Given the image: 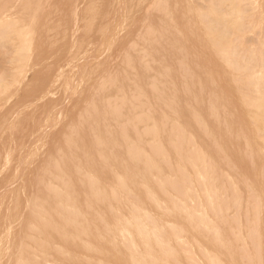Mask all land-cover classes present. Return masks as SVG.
Masks as SVG:
<instances>
[{"label":"rangeland","instance_id":"obj_1","mask_svg":"<svg viewBox=\"0 0 264 264\" xmlns=\"http://www.w3.org/2000/svg\"><path fill=\"white\" fill-rule=\"evenodd\" d=\"M233 1L234 0H227V1H223L220 3V0H214V1L213 0H138V1L137 0H47V1L46 0H0V6H1V8H0V19H1L0 20L1 21L0 22V29H3L1 27V25H3V26L7 25L8 26L7 27L8 29L6 28L7 30L3 29L4 31L2 30V32H0V36L6 34V35H4L6 37V39L4 38V36H1L4 38V40L2 38L3 41L0 42L1 43L0 44V166H1L0 167V235H1L0 236V264H69V263L70 264H72V263L73 264H92V263L93 264H107V262H108V264H110L113 261H114V263H111V264H116V263L122 264V262H123V264H126V263L127 264H149V263L150 264H159V263L160 264H197L198 261L200 262V264H210V263L211 264H217V263L221 264L222 262H223L222 264H228V262H229V264H236V262H238V261H239V264H242V263L243 264H255V247H254L255 243L258 244L257 248H258L259 252L261 253L260 256L262 257V255H264V250H263L264 249V229H263L264 228V223H263L264 222L263 221L264 220V218H263L264 214L262 215V212H264V209H263L264 208V199H263L264 198V160H263L264 156H262V155H264V143H263L264 142V137H263L264 126L262 125L264 120H262L260 123V120L264 117L263 116L264 115V109H263V114H261L262 111L258 112L256 109L253 108L254 107V105H253L254 100H256L257 98H260V101H258L259 100L258 99L255 102L264 101V98H263L264 97V91H263L264 90V88H263L264 87V74H263L264 73L263 72L264 71V20H262V19H264V17H263L264 0H259V1H257V0H244V1L243 0H236L237 2L235 1L234 5H233V3H234ZM256 1H257V3H254ZM260 1H261V3H260ZM211 3L214 4V6L216 5L215 7H212V9H211V7H209L210 5L212 6ZM236 3L238 4V6L240 4V9H238L239 7L237 8L235 6V5H237ZM251 4H253V5H251ZM184 5H186V8ZM205 5L207 7V11L209 10L210 13L206 11ZM225 5H227V6H225ZM261 5L263 6L262 8H261ZM233 6H235L236 9H238L237 12H239V13H237L236 10H234L235 8H233ZM214 8H216L217 12L219 10H221V11H219L220 15H217L216 12L214 13V11H215ZM226 8H227V11H226ZM259 8H261V10ZM38 9L39 10L41 9L40 12H38L39 11ZM92 9L94 10V12ZM125 9L126 10L128 9L127 10L128 12L125 11ZM210 9L214 10V11L211 12ZM223 9H225V10H223ZM250 9L252 12H250ZM240 11H242V12H240ZM257 11L259 12V14L262 13V16L257 14L258 13ZM12 12H13V14H12ZM37 12H38V14H37ZM195 12H197V13L199 12V13L195 14ZM229 12L230 13L232 12V13L229 14ZM201 14H203V15H201ZM205 14L207 17L205 16ZM221 14H224L226 17L225 25L229 26L230 28H233V26H236L235 30H237V31H234V28L232 30H229V32H228L229 35L227 34L225 36V41L227 40L226 43L228 44V48L225 45L226 43L224 45L226 46L227 49H229L228 53H226L227 50L224 49L225 46H224V48L222 47L223 44H221L220 46H216V42L219 39V38H217L218 32L216 31V27L218 28V26L220 25L218 19L220 18ZM19 15H21L23 17H21V16L19 17ZM27 15H28V17H27ZM215 15H217V16H215ZM234 15H236V16H234ZM9 16H11V18ZM190 16H191V19H190ZM198 16L200 19L198 18ZM201 16H203L202 19L204 18L205 20L203 19V21H205V22H206V20H208L207 19L208 17H209V20L211 22L217 21L216 23L218 24V26L215 22L209 23V24H208V22H206L208 25L205 22L203 23L201 21L202 20ZM240 16H242V17H240ZM253 16H255V17H253ZM256 16L257 17L261 16V17L257 18ZM6 17H9V18L7 19ZM214 17H217L216 18L217 20ZM3 18H6V19L3 20ZM34 18H36L38 21ZM41 18H43V19H41ZM83 18H84V21H83ZM123 18H124V20H123ZM245 18H247V19H245ZM237 19H239V20H237ZM43 20L45 22H43ZM233 20H235L234 21L235 23L233 22ZM10 21H12L11 24L10 23L8 24L7 22H10ZM30 21H31V24H30ZM197 21H199L200 24ZM16 22H17L18 26L16 25ZM39 22H40V24H39ZM84 22H86L88 24L86 25ZM3 23H5V24H3ZM195 23H196V25H195ZM202 23L204 26L202 25ZM214 23H215L216 27H214ZM239 23H241V26ZM27 24H29V25L27 26ZM197 24H199V26ZM211 24H213V25L211 26ZM231 25H233V26H231ZM10 26H11V28H9ZM13 26H17L18 30H20L21 28H24V29H22L21 31H18L17 27H15L16 28L15 29V28H13ZM32 26H33V29H32ZM207 26H209V28L211 27V30L208 28V30H210V31L206 30ZM37 27H39V28H37ZM190 27H191V29H190ZM200 27H202V28H200ZM204 27H206V28H204ZM40 28H42V29L40 30ZM212 28L214 31L212 30ZM9 29H10V31H9ZM25 29L27 30V32ZM31 29L34 32L33 34L35 36L31 35L32 33L29 31ZM195 29L198 31H196ZM200 29H201L202 34L204 32L205 35L206 34L208 35V32H209L210 36L208 35L209 36L208 37L206 35L207 37L205 38V35L203 36L202 34H200L201 33ZM238 30H240V31H238ZM15 31L18 32L17 35H15L16 34ZM36 31H37V33H36ZM205 31H207V32H205ZM212 31H213V33L214 32L215 33L213 34ZM21 32H23V33L21 34ZM29 32H30V34H29ZM191 32H193V33H191ZM1 33H3V34H1ZM7 34H9L10 36L9 35L7 36ZM23 34H24V36H23ZM27 34H28V36H26ZM184 34H185V36H184ZM195 34H196V37H195ZM14 35L16 36V38ZM21 35H22L23 39H21ZM29 35L32 38V39L30 38L32 41L28 40L29 38H27V37H29ZM36 35H37V37H36ZM62 35H63V38H62ZM211 36H213V38ZM185 37H189V38L186 39ZM203 37L206 39L207 43L209 41L210 42L212 41V43H214V45L212 44L213 47H211L212 45L210 42H209L210 46H208V44L205 45L206 41L203 40ZM9 38H10V41H8ZM33 38H35V39H33ZM196 38H198V39H196ZM207 38H209L210 40ZM190 39H191V42H190ZM195 39L198 40V42ZM12 40L15 42H12ZM23 40H24L23 44L27 47H25L23 44L22 45L24 47H21L20 43H22ZM201 40L204 42H202ZM20 41H22V42H20ZM192 42H194V44H192ZM12 43L15 45L13 46ZM184 43H185V45H184ZM232 43L234 46H231ZM17 44H18V47L16 46ZM200 44L201 45L204 44V45L201 47ZM190 45H191V47H190ZM19 46H20V48H19ZM234 47H236L237 49ZM38 48H39V50H37ZM184 48L186 50L188 49V51L184 50ZM209 48L211 49V51ZM18 49L19 50L21 49V50L18 51ZM250 49L254 52H252ZM177 50H178V52H177ZM190 50H192V51H190ZM199 50L201 51V54H200ZM217 50L219 52V54H218L219 59H217L218 61L216 60L217 52L213 53L214 51H217ZM230 50H232L231 52H232V55L234 54L233 55L234 57L230 55L231 54L229 52ZM38 51L40 54L37 53ZM249 51H250V53H249ZM255 51H256V53H255ZM174 52H176V53H174ZM183 52L185 53V55ZM239 52H240V55H239ZM242 52H244V54ZM247 53L250 56H248ZM19 54L20 55L24 54V56H22V55L20 56ZM26 54H27V56H26ZM174 54H175V56H174ZM221 55H223V56L221 57ZM253 55L255 56V58L253 57ZM25 56L27 57V59ZM156 56H157V58H156ZM188 56H189V58H188ZM210 56H211V58H210ZM212 56H214V57H212ZM227 56H229V57H227ZM230 56L233 57L232 61H231ZM239 56H241V57L239 58ZM245 56L247 57V59L245 58ZM24 57H25V59H24ZM136 57H137V60H135ZM178 57H180V58H178ZM184 57H186V58H184ZM248 57H250V58L248 59ZM251 57H252V59H251ZM224 58H228L227 59L228 61ZM184 59H185V61H184ZM211 59H212V61H211ZM240 59L243 61V62L241 61L242 63H239L240 61H238V60H240ZM17 60L19 61V63H20V61L23 63V66L20 63L22 67L20 65H18L19 63ZM215 60L217 61V64H215ZM225 60L227 62L231 61V63L228 64L225 62V64H223V62ZM253 60L256 62L254 63ZM139 61H141V62H139ZM219 61L221 62V64ZM245 61L247 62L246 65L244 63ZM151 63H152V65H151ZM234 63H235V65L237 64L236 67H235V65H233ZM249 63H251V64H249ZM134 64L138 68H136L134 66ZM201 64L203 65L202 68L200 67ZM226 64H228V69H227ZM254 64H256V65L254 66ZM261 64H263V65L261 66ZM125 65H126V67H125ZM204 65H206V66H204ZM216 65H217V68L214 69L216 67ZM244 66H246L247 70L245 71V69H244V73H243V71L241 70V67L244 68ZM149 67H150V69H149ZM205 67H206V69H205ZM223 67H224V69H223ZM229 67H231L232 69L230 68L231 70H229ZM237 67H239V68L237 69ZM250 67H251V70L249 69ZM252 67L254 70L252 69ZM129 68H130V70H128ZM212 68L214 69V72H213V70H209ZM258 68H259V70H258ZM51 69H52V71H51ZM58 69H59V71H58ZM138 69H139V71H138ZM217 69H219V70H217ZM236 69H237V71H236ZM42 70H43V73H42ZM46 70H48L47 73H46ZM145 70H146L147 74H146ZM180 70H182V71H180ZM249 70L251 71L250 73L247 72ZM122 71L124 72V75H123ZM219 71H220V73H219ZM224 71H226V72H224ZM230 71H231V73H230ZM233 71H236V72H233ZM139 72H141V73H139ZM149 72L151 74H149ZM153 72H154V74H153ZM208 72H210L212 75H208V74H210ZM35 73H36V75H34ZM143 73L145 74L147 79L149 78L148 80L146 78H144L145 76ZM161 73H163V74H161ZM235 73L237 76L239 75V77L235 76L234 75ZM220 74H222V77ZM243 74H244V76H243ZM247 74H249V78H251V80L253 81V82H251V80L249 78L247 79V77H246V79L248 80L247 82L249 83V85L255 83L257 87L255 86V84H254V86L257 89L254 90L253 86L250 87L248 85V83L246 82V79H245V76H247ZM252 74L254 76H252ZM37 75H39V78ZM174 75H175L176 81L174 80ZM203 75L204 76L206 75L207 78L209 76V80L207 79L208 80L207 81L206 77H204ZM219 75H220V77H219ZM233 75L235 78L233 77ZM40 76H42V77H40ZM72 76H73V78H71ZM130 76H131V78H130ZM182 76L184 77L185 80L182 79ZM212 77H216L217 80L215 81V78H213L214 79L213 80ZM253 77H255V78H253ZM151 78H152V80H151ZM220 78H224V79H220ZM126 79L128 82L126 81ZM144 79H146L147 82H145ZM177 79H178V81H180L179 83H178ZM235 79L236 80L239 79V81L237 80L238 81L237 82ZM258 79H262V80L257 81ZM78 80H80V81H78ZM182 80H184V81H182ZM203 80H204V82H203ZM220 80L223 82V85H221L222 82ZM14 81H16V82H14ZM201 81L203 84L201 83ZM209 81H211V82H209ZM37 82L41 86L38 85ZM41 82L43 84L45 83L44 86ZM160 82H161V84H160ZM176 82H177V84H176ZM217 82H219V83H217ZM240 82H241V84H240ZM141 83H142V85H144V83H145V86L147 84H151L152 87L150 85H147L146 86L147 88H144L145 86H142ZM169 83H170V87L172 86L171 90L169 87ZM196 83H198L199 86L196 85ZM205 83H207V84H205ZM216 83H217V86H216ZM224 83L226 86L224 85ZM178 84H180V85L178 86ZM189 84H191L192 87L189 86ZM243 84L245 86H243ZM258 84L260 87L261 86L262 87L260 88L258 86ZM25 85H27V86H25ZM133 85H134V89H132ZM209 85H210V87H209ZM36 86H37V88H36ZM135 86L137 88H135ZM161 86H162V90L160 89ZM222 86H225V87H222ZM104 87H106L107 89ZM186 87H187L188 91H187V89H185ZM252 87H253V89H252ZM149 88L150 89L154 88L155 93L157 95H158V93L160 94V100H158L159 95L156 96L155 93L152 92V90H150ZM181 88H183V89H181ZM180 89H181V91H180ZM192 89H194V90H192ZM78 90L80 92H78ZM100 90H102V91H100ZM105 90L108 92H106ZM156 90H157V92H156ZM249 90L251 93L249 92ZM167 92L169 93L168 94L169 96H167ZM190 92H192V93H190ZM231 92H232V94H231ZM237 92H239V93H237ZM255 92H257V93L255 94ZM260 92H261V95L259 94ZM107 93L109 94V96H107L108 95ZM113 93H114V96H113ZM137 93H139V95H137ZM141 94L143 96H141ZM151 94H153V95H151ZM236 94H237V96H236ZM245 94H246V96H245ZM253 94H254V96H253ZM119 95H122V96H119ZM148 95L150 96V98L148 97ZM154 95L156 96V101L154 100V98H155ZM187 95H188V97H187ZM95 96L97 97V100H96ZM239 96L241 97L240 100H243V101L238 100ZM119 97H121V99ZM123 97H125V99ZM169 97L172 98V101ZM242 97H244V98H242ZM254 97H256V98H254ZM162 98H163V100H161ZM149 99H150V101H149ZM168 99H170L171 104H170ZM103 100H106V101H103ZM143 100L145 101V104L149 101L147 103V105L144 104ZM237 100L239 103L237 102ZM250 100L253 101V103ZM101 101H102L103 106L100 104ZM127 101H128V103H127ZM139 101H141V102L143 101V102L140 103ZM118 102H119V104H118ZM122 102H125V103H123V105H122ZM168 102H169V104H168ZM245 102H247V103H245ZM104 103H107V104L104 105ZM262 103H264V102H262ZM117 104H118V106H117ZM129 104H130V106H129ZM142 104L144 105L143 108L141 107ZM148 104H149V106H148ZM150 104H151V106H150ZM240 104L242 105L241 109L244 111L239 109L241 107ZM114 105H116L117 107H114ZM119 105L120 106L122 105V106L119 107ZM164 105H165V108H164ZM178 105H180V106H178ZM185 105H187V106L185 107ZM238 105H239V107H238ZM248 105H250V106H248ZM252 105H253V107H252ZM60 106H62V107H60ZM108 106L111 108H109ZM147 106L149 107L150 110L148 109ZM173 106H174L175 111L173 109ZM157 107L161 111L159 109H157ZM189 107H191V109ZM120 108L123 109L122 111H124V112H122L120 110ZM132 108H134V110ZM144 108L146 109L145 112L143 110ZM114 109L115 110L118 109L116 111L117 113H119V112H121L122 114L126 113V115L121 116V113L116 115V112L114 111ZM125 109L126 110L128 109V110L125 111ZM130 109H131V111H130ZM135 109H137V110L135 111ZM165 109H168V110H165ZM155 110H156V112H155ZM169 110H171L172 113ZM109 111L113 112V113L111 112L113 117L110 116ZM147 111H149V113L151 112V114H148ZM158 112H159V115H158L159 119L162 120L166 116L167 117L166 119H168V120L164 119V120H162V121L160 120V122H158V120H159V119H157ZM165 112H167V113H165ZM186 112L189 116L187 114H185ZM243 112H244V114H243ZM100 113H101V115H100ZM131 113L133 114V116ZM139 113H140V116H139ZM160 113H161V116H160ZM245 113H246V115H245ZM46 114H48V115H46ZM50 114H51V116H50ZM113 114L115 115L116 120L119 119L118 122L112 121L113 119L115 120V117ZM129 114H130L131 118H130ZM143 114H145V117L149 121L144 117ZM173 114H175L176 117H172V116H175ZM247 114H248V116H247ZM251 114L256 115L257 117H259L261 119L258 118V120H255V118H257V117L256 116L253 117ZM118 115L120 116L121 119L118 117ZM151 115H153V117ZM154 115H156V116H154ZM244 115H245V117H244ZM100 116H102V117L100 118ZM162 116H164V117L162 118ZM93 117H94V119H93ZM189 117H190V119H189ZM243 117L246 118V120H244ZM134 118L138 122L136 120H134ZM204 118L207 120L204 121ZM8 119H10V120H8ZM125 119L128 121V123L126 122L128 125H126ZM141 119L143 120V122ZM247 119L249 121L248 123L251 124L252 126L249 125L250 126L249 127L248 123H243V122H247ZM91 120H92V122H91ZM100 120L102 122H100ZM192 120L193 121L195 120V121L193 122ZM253 120L256 122H253ZM147 121L149 123H145ZM186 121L188 123H186ZM198 121H200L201 123H199ZM84 122H86V123H84ZM96 122H98V123H96ZM116 122L121 123V124L115 125ZM130 122L132 123V126H133L132 128H131ZM195 122H196V124H195ZM137 123L138 124L140 123L143 126L141 127L140 124L138 125ZM150 123H153V124L150 125ZM99 124H102L103 126H101ZM129 124H130V126H129ZM135 124H137V125H135ZM147 124H149V125H147ZM160 124H161V126H160ZM168 124H169V126H168ZM172 124H174V125H172ZM191 124H192V126H191ZM200 124H201V126H200ZM237 124H238V126H237ZM10 125H12V126H10ZM84 125L87 126V128ZM189 125L191 126V128H189L190 127ZM195 125L197 126V128ZM205 125H207V126H205ZM93 126L95 128L96 127L97 128L95 129V128H93ZM120 126H122V127L120 128ZM126 126H127V128H126ZM148 126H150V128H147ZM171 126H174V127H171ZM183 126L184 127L186 126V127L184 128ZM242 126H243V128H242ZM100 127L105 128V129L104 128L102 129V130H104L103 132L100 130L101 129ZM108 127H110V128L108 129ZM129 127L132 129V131L135 130V132L138 131L139 133L135 134V132L134 131L132 132ZM179 127H180V129H179ZM116 128L118 130H116ZM139 128H141V129L139 130ZM183 128H184V130H183ZM186 128H187V131L185 130ZM234 128H235V130H234ZM261 128H263L262 132H260ZM93 129H95V131ZM97 129H98V132H97ZM144 129H145V131H143ZM159 129L160 130L162 129L161 130L162 133L160 132ZM165 129L170 130L169 131L170 133ZM191 129H193V131ZM194 129H196V130H194ZM198 129H199V131H198ZM237 129H239V131ZM254 129H256V130H254ZM141 130L143 131L142 135H141ZM151 130H152V133H148V131L151 132ZM153 130H155V131H153ZM179 130H183L184 133H183V131H179ZM249 130H251V131L248 133ZM107 131H108V133H107ZM120 131H121V133H120ZM175 131L178 133H176ZM185 131H186V133H185ZM245 131L247 133H245ZM99 132H100V134H99ZM145 132H147L148 135H145L146 134ZM154 133L157 135V137ZM239 133H241L240 136H239ZM31 134H33V135H31ZM80 134L82 137L84 136L83 138L80 137L81 139L79 137H77V136H80ZM87 134H89V135H87ZM92 134H93V137H96V135H97V137L95 139L92 138ZM103 134H104V136H103ZM117 134H119V135H117ZM152 134L154 135L153 138H151ZM160 134H161V136H160ZM258 134H260V135H258ZM99 135H100V138L98 137ZM120 135H122L121 138H120ZM135 135H138V136H135ZM249 135L250 136L256 135L257 139L261 138V140H257L256 136H255L254 138L256 140L253 139V141H252L251 138L249 137ZM102 136H103V138H102ZM118 136H119V138H118ZM137 137H138V141H137ZM181 137H183V139ZM186 137L189 139L185 140ZM82 139L83 140L85 139L86 143L83 142L84 143L83 144ZM89 139H91V143H90ZM119 139H122L123 141L119 140ZM126 139L129 142H127ZM243 139H244V141H243ZM36 140H38V141H36ZM87 140H88V142H87ZM98 140L100 142H98ZM101 140L103 141L102 143H101ZM105 140L107 141L106 143H105ZM167 140L169 143L167 142ZM182 140H183V142H182ZM78 141H79V143H78ZM92 141H93V143H92ZM95 141H97L99 144H97ZM118 141H120V142H118ZM131 141L134 143L133 145H132ZM177 141H179V142H177ZM254 141H255L256 145L253 144ZM122 142H125V143H122ZM144 142L148 145H146ZM176 142L179 143L180 145L179 144L176 145ZM256 142H262L263 145H261L262 143H256ZM109 143H110L111 147L109 146ZM127 143H130V144L127 145ZM152 143L154 145H151ZM171 143H173V145H171ZM188 143L190 145L193 143V146L191 145V147H190V145ZM251 143L253 144V146H256L257 148L253 147L251 145ZM106 144H107V146H106ZM149 144H150V146H149ZM156 144H157V147H156ZM257 144H258V146H260L261 149L257 146ZM79 145H82V146H79ZM101 145L104 147H102ZM158 145H160V147ZM167 145H168V147H167ZM175 145H176V147H175ZM183 145H186V146H183ZM206 145L208 147H205ZM85 146H86V148H84ZM105 146L109 151L106 149H105L106 151H104L103 148H105ZM125 146H126V148H124ZM129 146H132L133 149ZM146 146H148V147L145 148ZM171 146H173V147H171ZM177 146H179V148H177ZM81 147H82V149H81ZM91 147L94 149V153H93V151H92L93 149ZM100 147H101V149H100ZM155 147H156V149H155ZM150 148H151V150L155 149L154 150L155 152L151 151ZM152 148H154V149H152ZM191 148L194 150L190 151ZM124 149H126V150H124ZM129 149H132V150H129ZM157 149H160L159 153H161V151H163L162 153L164 155H162V156L164 157V159L161 158L162 157L161 155L159 156L158 152L156 154ZM184 149L186 152L184 151ZM208 149H209L210 154L207 151ZM252 149H253V151H252ZM78 150H79V153H78ZM100 150H101V152H100ZM169 150L171 152H172V150H174V153L172 152L173 155L170 153ZM182 150L186 154H184ZM261 150H262L263 154H262ZM187 151L190 153V156H192V158L190 156H188L189 153H187ZM196 151H199V153H197ZM80 152H82V154ZM109 152H110V154H109ZM128 152H129V154L131 153L134 160L132 159L131 155L129 157ZM134 152H135V154H134ZM143 152H144V154H141ZM152 152H153V155L156 154L158 157L156 158L155 157L156 155L153 156ZM164 152H166L168 155ZM177 152H179V153H177ZM256 152H257V154H256ZM113 153H114V155H113ZM254 153L258 156L257 158H256V155L254 156ZM27 154H29V155L27 156ZM106 154L107 155L109 154V155L106 156ZM138 154H140V155H138ZM198 154H199V157L197 156ZM259 154L261 156H259ZM112 155H113V157H112ZM125 155H127V156H125ZM144 155L147 159L144 157ZM177 155L179 157H177ZM237 155L241 156V157L239 156L240 157L239 160L237 158ZM89 156L90 157L92 156V157L90 158ZM109 156H111L110 160H108ZM167 156H168V158L166 159ZM175 156L177 157V159ZM196 156L198 158H200V161H198L199 159H197ZM200 156H202V157H200ZM118 157H119V159H118ZM93 158H94V160H93ZM104 158L106 160H104ZM126 158H127V160H126ZM148 158H150V159H148ZM179 158H180V160H179ZM185 158L189 164L188 163L186 164ZM193 158H196L195 160L197 162L193 161L194 160ZM254 158L256 159V162L254 161L255 160ZM17 159H18V161H17ZM81 159L83 160L84 163L82 162ZM101 159L103 161H101ZM114 159H115V161H113ZM175 159L177 161H179L180 164ZM191 159H192V161H191ZM7 160H9V161H7ZM146 160H148L149 163ZM151 160H152V162H151ZM160 160H162L163 162L165 160L166 161V162H164L165 164L163 162H161ZM262 160H263V162H262ZM111 161L115 162L116 164H114V163L112 164ZM172 162H173V164H175L174 166H173ZM181 162L185 165H182ZM198 162H200L201 166L199 165ZM205 162L207 164H205ZM123 163H124L125 168L123 166ZM118 164H119V167H118ZM151 164H152V166H154V168L156 167L154 170L152 169L153 167L151 166ZM214 164L216 166H214ZM2 165H4V166H2ZM176 165H178L179 167H177ZM85 166H86V169H88V170H85ZM130 166H132V167L129 168ZM142 166H144V168ZM193 166L195 168H193ZM83 167H84V169H83ZM146 167H148V168H146ZM185 167H187V169ZM215 167H217V171H216ZM117 168L118 169L120 168V170H119L120 173L118 172ZM178 168H180L179 171L182 170V172H181L182 174L177 170ZM199 168H201V170H199ZM73 169H75V172L73 171ZM169 169L171 170V172ZM189 169H190V171H189ZM210 169H212V172ZM135 170H137V171H135ZM142 170H144V172ZM172 170H173V172H172ZM192 170H194L195 174L193 173ZM17 171H18V173H17ZM122 171H124V172H122ZM127 171H128V173H127ZM133 172H135V176H134ZM155 172L158 174H156ZM178 172L180 173L179 175H178ZM201 172L203 173L202 175H204V176H201ZM123 173H124V175H123ZM97 174H98V176H97ZM112 174L114 176L116 175V177L114 178V176H112ZM88 175H90L91 177H89ZM149 175L152 178L154 176V179L156 181H154V179H153V181H154L153 182ZM103 176H104V178H103ZM110 176H112L111 177L112 179L113 178L114 179L117 178V179L116 180L113 179V182H112L111 178H109ZM123 176L124 177L126 176V177L124 178ZM132 176H133V178H132ZM137 176L141 180L140 179L137 180ZM181 176L187 178L186 181L182 180L184 178H182ZM195 176L197 179H195ZM218 176L219 177L221 176L220 177L221 179L218 180V178H219ZM224 176H226V177H224ZM64 177H66V178H64ZM127 177H129L130 179L129 178L127 179ZM157 177H159L160 179H158ZM94 178H96L97 180H95ZM105 178H106V180H105ZM203 178L206 180H203ZM212 178H214V179H212ZM59 179H60V181H59ZM100 179H103V180H100ZM126 179L128 181L131 180V181H129L131 184L129 182L127 183ZM254 179H256V180H254ZM148 180H149V182H148ZM166 180L169 183V185H167L168 183L166 184V182H165ZM192 180L194 182H195V180H196V182L200 180L198 182V184L197 183L196 184L199 186V184L201 183V187L199 186V188H198V186ZM207 180H209L210 182L209 181L207 182ZM115 181L117 182V184ZM118 181H119V183H118ZM202 181H203V183L205 182L204 185H203ZM214 181H215V183H214ZM107 182L109 183V185ZM120 182H121V184L122 183L123 184L120 185ZM124 182H125V184H124ZM138 182H139V184H138ZM187 182H188V184H191V185H188ZM225 182H227V184ZM80 183H81V186H79ZM86 183H87L89 188L86 187ZM157 183H159V184H157ZM173 183H178L179 184L178 189H180V190H178L177 187L173 185ZM233 183H235V184H233ZM257 183L259 186L257 185ZM134 184H136L137 186ZM178 184H176V185H178ZM206 185H208V188ZM241 185H242V188L240 187ZM107 186L111 187L110 191H108ZM129 186H131V187H129ZM141 186L144 188H141ZM168 186H170V187H168ZM172 186H173V189H169V188H172ZM180 186L183 188V190H182L183 192L181 191ZM185 186L188 187L187 190H186ZM217 186H218V188H217ZM254 186L255 187L258 186L260 189L255 188ZM78 187L80 190H82V193L78 189ZM80 187H82V189ZM117 187H119V188H117ZM120 187H121V190H120ZM132 187H133V189H132ZM158 187H159L161 193L158 192ZM162 187H163V191L165 190L166 192L165 191L162 192ZM210 187L212 190H214L215 193L210 189ZM192 188H194L193 191H192ZM226 188H228L229 190L232 189L231 190L232 194ZM87 189L90 190V192L87 191ZM122 189L124 191L123 193H122ZM145 189H147V191ZM198 189L200 191H198ZM201 189H202V191H201ZM97 190L100 192H98ZM142 190H143V192L149 193V194H145V196L142 197L141 196L143 194ZM258 190H261L263 195ZM179 191L182 192V194H181V192H180V194L183 195L184 197H182L179 194ZM50 192H52V193H50ZM101 192H103V193L101 194ZM110 192H112V193H110ZM127 192L129 194H127ZM155 192H156V194H155ZM193 192H195V194L197 196L194 195ZM199 192L201 194L203 192V195H200V197H199V194H200ZM109 193L111 194L110 195L111 197H109ZM223 193H224V195H223ZM250 193L253 195H250ZM90 194H91V196H90ZM92 194H93V196H92ZM95 194H96V196H95ZM103 194L106 197V199L103 196ZM214 194H215L216 200L213 197ZM218 194H219V197H218ZM229 194L235 195L234 199H233V196L231 197V195H229ZM192 195H194V196L192 197ZM100 196H101V198H100ZM133 196L136 198L137 201L135 200V198ZM81 197H83V200ZM129 197H131V198L129 199ZM149 197L152 201L149 200ZM168 197H171L169 199L170 200L172 199L173 201H170L168 199ZM194 197H196L197 199ZM201 197H203V198H201ZM109 198H111V199L109 200ZM112 198H113V201H112ZM124 198L126 199V202H124L125 201ZM138 198H139V200H138ZM182 198H185L186 203L184 202V199H182ZM239 198H241V199H239ZM145 199H147V200H145ZM204 199H206L207 202H205ZM219 199H221V200H219ZM235 199H237V200H235ZM192 200H194V201H192ZM196 200H197V202H196ZM217 200L220 201L221 203H223V207L221 206V203L218 202ZM224 200L227 203H225ZM229 200H231V204H229L230 203ZM261 200H262V203H261ZM203 201H204V205L201 204V203H203ZM64 202H66V203H64ZM99 202H101V203H99ZM114 202H115V204L113 205ZM164 202H166V203H164ZM106 203H107V205H106ZM126 203H128L130 206ZM189 203H190V205H189ZM218 203H219L220 208L218 207ZM80 204H82V205H80ZM123 204H124L125 208H123L124 207ZM178 204L180 206H178ZM212 204L214 206H212ZM232 204H234V205H232ZM93 205H95V206H93ZM108 205H109V208H108ZM160 205H162V206H160ZM193 205L196 207H193ZM230 205L234 206V208L230 207ZM250 205H252V206H250ZM253 205H254V207H253ZM96 206H97V208H96ZM115 206L117 207V210H116ZM151 206H152V208L150 209ZM188 206H189V208H188ZM215 206H217V207L214 208ZM57 207H59L60 209L58 208L59 210H57ZM63 207H64V209H63ZM129 207L131 208V210ZM162 207H164V208L162 209ZM207 207L209 209H207ZM169 208H171L172 210ZM195 208L196 209L198 208L199 211H197ZM97 209L99 211H97ZM251 209L255 210V211L257 210V211L254 212ZM106 210H108L110 212L108 213ZM133 210H135V211H133ZM151 210L153 212H151ZM160 210H161L162 214H160L161 213ZM164 210L166 211V217L167 218L165 217V211ZM208 210H209V213L207 214ZM214 210L216 211L215 212L216 214L214 213ZM139 211H140V213H139ZM142 211H144V213ZM181 211L183 212V214ZM234 211L236 214L234 213ZM124 212H126V213H124ZM145 212L147 214H145ZM157 212H159V213L157 214ZM191 212L193 213V216H192ZM41 213H43L44 215ZM69 213L72 215H70ZM167 213L169 215H167ZM176 213H177V215H176ZM224 213L228 217H226ZM252 213L256 215V218L254 217L255 215H253ZM77 214H78V216H77ZM111 214L113 217L111 216ZM125 214H126V216H125ZM143 214H144V217L146 216L145 217L146 220H148V222L150 221L151 224L146 222L145 218L142 216ZM155 214H157V215H155ZM210 214H212V216L213 215L214 216L211 217ZM223 214H224V216H223ZM122 215H123V217H122ZM131 215L133 216V218L135 217L134 221L132 220V218L129 219ZM138 215L141 217H139ZM152 215L155 216V218ZM203 215L207 216V217L204 218ZM232 215H234L233 216L234 220L231 217ZM250 215H252V216H250ZM67 216H68V218H67ZM184 216H185V218H184ZM199 216H200V218H199ZM48 217H50V218H48ZM118 217H119V219H118ZM222 217H224V219H222ZM244 217H245V221L243 219ZM141 218H143V219H141ZM151 218H153V219H151ZM159 218H161L162 220ZM190 218H192L193 221ZM196 218H198V219H196ZM217 218H218V222L216 220ZM252 218H255L253 220V222H251ZM165 219H167V220H165ZM195 219L197 221H195ZM229 219L234 221L235 224L232 221H230ZM236 219H237V221H236ZM246 219H247V221H246ZM65 220H66V222H65ZM89 220L94 227L91 225ZM113 220L116 224L113 222ZM122 220L124 222H122ZM152 220H154L155 223H153ZM199 220L201 221V223H199L200 222ZM223 220L224 221L226 220V223ZM255 220H256V223H255L256 225H254ZM41 221H42V223H41ZM47 221H48V223H47ZM59 221H60V223H59ZM110 221H112V222H110ZM172 221H174L175 223ZM180 221L185 226H183L181 223H179ZM206 221H208V223H206V226H205ZM35 222H36V224H35ZM49 222L51 223L52 226L54 225L53 227L56 229V232L58 234L57 233L54 234L55 230H53L54 228H52V226L49 224ZM63 222H65V223H63ZM138 222H139V224H138ZM189 222H190V225L187 224ZM216 222H217V224H216ZM221 222H223V223H221ZM244 222H247V223H244ZM102 223L104 225H102ZM111 223L113 225H111ZM178 223H179L180 227L177 226ZM218 223H219V225H218ZM232 223H233V225H232ZM60 224H61V226H60ZM64 224H65V227H64ZM99 224H101V225H99ZM145 224H146V226H145ZM208 224H210L209 225L210 227L208 226ZM225 224H227V225H225ZM40 225H42V226H40ZM80 225H82V226H80ZM141 225H143L145 227H143ZM164 225H166L167 227ZM193 225L195 226L194 228H193ZM235 225L237 226L238 231H236ZM109 226H111V227H109ZM140 226H141V228L139 229ZM161 226L163 229L161 228ZM233 226H235V228ZM260 226L262 227V229ZM41 227H42V229H41ZM60 227L62 228V230ZM112 227H114L116 230L113 229ZM135 227H138V229L137 228L135 229ZM150 227H151V229H150ZM196 227H197V229H195ZM57 228H59V229H57ZM91 228H92V230H91ZM102 228L105 230H103ZM221 228H222V230H221ZM259 228L261 229L262 232L259 230ZM43 229H44V231H42ZM199 229L200 230L202 229L204 232L202 231V233H201V231H199ZM233 229H235V230H233ZM59 230H60V232H59ZM121 230H122V234L124 235V236L122 235L123 239L121 237V232H120ZM125 230H126V232H125ZM137 230L139 231L138 233L141 235H139L138 233L136 234ZM169 230H172L173 233ZM194 230H195V232H194ZM253 230L256 233H254ZM37 231H39V232H37ZM127 231H129L130 234H128ZM191 231H193V232H191ZM198 231H199V235L196 234ZM212 231L213 232L215 231V232L212 233ZM242 231H244V232H242ZM88 232H90V233H88ZM150 232L152 233V235ZM167 232H168V234H166ZM225 232H226V234H225ZM248 232L251 234L249 235ZM110 233L113 236L111 235V237H110ZM114 233H116V235ZM118 233H119V235H118ZM162 233H163V235H161ZM185 233H186V235H185ZM192 233H194L198 236L195 235V237H194V234H192ZM203 233L204 234L206 233V234L203 235ZM244 233H246L247 235ZM261 233H262V235H261ZM59 234H61V235H59ZM142 234L144 237L142 236ZM148 234H150V236ZM178 234H180V236ZM209 234H210V236H209ZM228 234H229V236H228ZM230 234L232 236H235L237 234L238 238H240V239L238 240L237 235H236L235 236L236 238H234V240L236 239L235 240L236 243H235L234 240L232 239L233 237H231ZM55 235H56V237H55ZM63 235H64V237H63ZM167 235L169 236V238ZM170 235H172V238ZM206 235H208V236H206ZM251 235H252V237H250ZM41 236H43V237H41ZM45 236H47V237H45ZM83 236H85V237H83ZM118 236L120 237V239L123 242H121V240L118 238ZM154 236H156L159 239H156ZM204 236H206L207 239ZM116 237H117V239H115ZM152 237L154 239H151ZM161 237H162V239H161ZM165 237H166V239H165ZM186 237L187 238L189 237V238L187 239ZM246 237L248 238V240ZM261 237H262V239H261ZM97 238H99V239H97ZM144 238H146L147 241L144 240ZM250 238H252L253 240ZM46 239H48V240H46ZM155 239H156V241H155ZM191 239H193L192 242L190 241ZM199 239H200V241H199ZM202 239H203V241H201ZM58 240H60L61 242ZM94 240L97 242H94ZM104 240H105V242H104ZM117 240H119V244L125 243V246L126 245H128V246L125 247L123 244H122V246L117 245V243H118ZM143 240H144V242H143ZM170 240H172L171 241L172 243L170 242ZM184 241L186 242L187 245L184 243ZM230 241L234 242V244L235 245L237 244V245L235 246ZM239 241H241V244L244 248L240 246L241 244L239 243ZM145 242H147L149 245ZM159 242H160V245L162 244L161 246L159 245ZM174 242H175V244H174ZM176 242H177V244H176ZM200 242H203L204 246ZM223 242H225V244H223ZM78 243H80V244L82 243V245H80ZM155 243H157L158 245ZM163 243H165V244H163ZM178 243H180V246ZM213 243H214V245H213ZM216 243H218V245ZM251 243H252V246H251ZM33 244H35V245H33ZM38 244H40V245H38ZM62 244H64V246ZM107 244L108 245L110 244V245L108 246ZM140 244L142 247L140 246ZM143 244H144V246H143ZM191 244H193V245H191ZM65 245H66V248H65ZM67 245H68V247H67ZM112 245H113V248H112ZM173 245H175L177 248ZM208 245L210 248L207 247ZM225 245L227 246V248L225 247ZM31 246H33L34 248ZM137 246L139 248L141 247L140 248L141 250ZM250 246L254 247V248H251ZM9 247H10V249H8ZM80 247L83 249H81ZM102 247H104V248H102ZM117 247H118V250H117ZM155 247H157V248H155ZM69 248H71V249H69ZM72 248H73V250H76V251H73ZM125 248H126V250H124ZM129 248H131L132 250ZM160 248H162V249H160ZM188 248H190L191 251H190V249L188 251ZM84 249L86 250V252L82 253L83 251H85ZM113 249L115 252V253L113 252L115 254V256L111 252V250L113 251ZM121 249H123V251ZM156 249L157 250H159V249L163 250V252L162 251H159V252L160 253L162 252L164 255L160 254L159 252H156L157 251ZM172 249L174 250V252ZM202 249H205L204 253H203ZM231 249H232V251H231ZM243 249H245L246 252H244ZM261 249L263 250L262 252L260 251ZM53 250H54V252H53ZM55 250H57V251H55ZM127 250H129L131 252V254H129V251L127 252ZM181 250L183 251V253ZM227 250H228V252H227ZM41 251H42V253H41ZM104 251H106V252L104 253ZM168 251L170 252V254ZM194 251H196L197 254ZM52 252L55 255L52 254ZM76 252H78V254L79 253H82V254L78 255V254H76ZM138 252H139V254H138ZM188 252H190V254H193L195 256H193V255L190 256ZM215 252L217 253V255H215ZM226 252H227V254H226ZM236 252H237V254H236ZM91 253H92V255H91ZM157 253H159V254H157ZM167 253L169 254V256H167L168 255ZM202 253L203 254L206 253V255L204 256V255H202ZM242 253H243V255H242ZM245 253H247V256L245 255ZM110 254H111L112 258L110 256ZM121 254H123V257ZM126 254H127V258H126ZM198 254L199 255L201 254L200 256L203 258H201ZM212 254L214 256H211ZM235 254H236V257H234ZM94 255H95V257H94ZM137 255L140 257L138 258ZM159 255H160V257H159ZM56 256H58V257L56 258ZM62 256H64V257H62ZM78 256H81V258L83 257V259H85V260L80 259ZM87 256H88V258H87ZM96 256L99 258H97ZM108 256L111 259L108 258ZM145 256H147L148 258ZM189 256L191 258H188ZM215 256H217V257H215ZM230 256H231V258L229 259L228 257H230ZM239 256H241L242 258ZM54 257H55V259H54ZM89 257L90 258L93 257L95 260L93 258H91L92 260H90ZM134 257H136V258H134ZM168 257L171 259H169ZM208 257L211 259H209ZM233 257H234V259H233ZM71 258L73 261L71 260ZM146 258L149 262L146 260ZM200 258H201V260H200ZM58 259L61 263L58 262ZM206 259H207V261H206ZM231 259H233V260H231ZM244 259H246L248 261V263L246 260L244 261ZM263 259H264V257L260 258V263H262V264L264 263ZM123 260H125V263ZM130 260H132V262ZM159 260H160V262H159ZM212 260H214L215 262H212ZM216 260H217V263H216ZM236 260H238V261H236ZM48 261H50V262H48ZM55 261H57V262H55ZM63 261L66 263H64ZM170 261L173 263H170ZM189 261H190V263H189ZM226 261H227V263H226ZM232 261H234V262H232ZM76 262H78V263H76Z\"/></svg>","mask_w":264,"mask_h":264},{"label":"bare ground","instance_id":"obj_2","mask_svg":"<svg viewBox=\"0 0 264 264\" xmlns=\"http://www.w3.org/2000/svg\"><path fill=\"white\" fill-rule=\"evenodd\" d=\"M46 1H47V0H46ZM137 1H138V0H137ZM213 1H214V0H213ZM223 1H227V0H220V3L223 2ZM235 1H236V0L233 1V2H234L233 5L235 4ZM243 1H244V0H243ZM257 1H259V0H257ZM257 1L254 2V3H257ZM19 2H20V1H19ZM112 2H113V1H112ZM236 2H237V1H236ZM1 3H2V2H1ZM124 3H125V2H124ZM131 3H132V2H131ZM131 3H130V4H131ZM214 3H215V2H214ZM230 3H231V2H230ZM230 3H229V4H230ZM254 3H253V4H254ZM260 3H261V1H260ZM139 4H140V3H139ZM208 4H209V3H208ZM211 4H212V3H211ZM236 4H237V3H236ZM253 4H251V5H253ZM85 5H86V4H85ZM187 5H188V4H187ZM230 5H231V4H230ZM127 6H128V5H127ZM184 6H185V8H186V5H184ZM208 6H209V5H208ZM215 6H216V5H215ZM215 6H214V4H212V6L210 5L209 7H211V9H212V7H215ZM225 6H227V5H225ZM235 6H236L237 8L239 7L238 9H240V4H239V6H238V4L235 5ZM235 6H233V8H235L234 10H236V12H237L238 9H236ZM94 7H95V6H94ZM128 7H129V6H128ZM205 7H206V5H205ZM219 7H220V6H219ZM262 7H263V6L261 5V8H262ZM0 8H1V6H0ZM6 8H7V7H6ZM124 8H125V7H124ZM134 8H135V7H134ZM220 8H221V7H220ZM227 8H228V7H227ZM227 8H226V11H227ZM256 8H257V7H256ZM261 8H259V9L261 10ZM21 9H22V8H21ZM34 9H35V8H34ZM74 9H75V8H74ZM129 9H130V8H129ZM211 9H210V10H211ZM214 9H215V11H214V10H211V12L214 11V13L216 12L217 15H220L219 11H221V10H219V11L217 12V11H216V8H214ZM259 9H258V10H259ZM38 10H39V9H38ZM40 10H41V9H40ZM40 10H39L38 12H40ZM92 10H93V9H92ZM127 10H128V9H127ZM127 10L125 9V11H127ZM223 10H225V9H223ZM255 10H256V9H255ZM8 11H9V10H8ZM8 11H7V12H8ZM88 11H89V10H88ZM90 11H91V10H90ZM203 11H204V10H203ZM206 11H207V7H206ZM7 12H6V13H7ZM38 12H37V14H38ZM93 12H94V10H93ZM127 12H128V11H127ZM200 12H201V11H200ZM207 12H209V10H208ZM240 12H242V11H240ZM250 12H252L251 9H250ZM257 12H258V11H257ZM8 13H9V12H8ZM41 13H42V12H41ZM44 13H45V12H44ZM125 13H126V12H125ZM196 13H197V12H195V14H196ZM198 13H199V12H198ZM198 13H197V14H198ZM209 13H210V12H209ZM226 13H227V12H226ZM231 13H232V12H231ZM231 13L229 12V14H231ZM233 13H234V12H233ZM237 13H239V12H237ZM263 13H264V11H263ZM9 14H10V13H9ZM12 14H13V12H12ZM16 14H17V13H16ZM37 14H36V15H37ZM235 14H236V13H235ZM245 14H246V13H245ZM257 14H259V12H258ZM3 15H4V14H3ZM123 15H124V14H123ZM193 15H194V14H193ZM201 15H203V14H201ZM217 15H215V16H217ZM236 15H237V14H236ZM236 15H234V16H236ZM259 15L262 16V13L259 14ZM14 16H15V15H14ZM17 16H18V15H17ZM20 16H21V15H19V17H20ZM38 16H39V15H38ZM40 16H41V15H40ZM45 16H46V15H45ZM45 16H44V17H45ZM205 16H206V14H205ZM231 16H232V15H231ZM250 16H251V15H250ZM250 16H249V17H250ZM261 16H260V17H261ZM2 17H3V16H2ZM2 17H1V18H2ZM9 17L11 18V16H9ZM9 17H6V18L8 19ZM21 17H23V16H21ZM24 17H25V16H24ZM27 17H28V15H27ZM42 17H43V16H42ZM89 17H90V16H89ZM125 17H126V16H125ZM193 17H194V16H193ZM193 17H192V18H193ZM196 17H197V16H196ZM202 17H203V16H201V19H202ZM206 17H207V16H206ZM240 17H242V16H240ZM253 17H255V16H253ZM256 17H257V16H256ZM258 17H259V16H258ZM258 17H257V18H258ZM260 17H259V18H260ZM263 17H264V14H263ZM6 18H3V20L6 19ZM36 18H37V17H36ZM36 18H34V19H36ZM92 18H93V17H92ZM198 18H199V16H198ZM214 18L216 19L217 17H214ZM233 18H234V17H233ZM237 18H238V17H237ZM37 19H38V18H37ZM37 19H36V20H37ZM41 19H43V18H41ZM190 19H191V16H190ZM199 19H200V18H199ZM199 19H198V20H199ZM203 19H204V18H203ZM203 19H202L201 21L204 23L205 21H203ZM207 19H208V20H206V22H208V24H209V23H213V22H215V21L211 22V21L209 20V17H208ZM240 19H241V18H240ZM245 19H247V18H245ZM0 20H1V19H0ZM3 20H2V21H3ZM30 20H31V19H30ZM123 20H124V18H123ZM123 20H122V21H123ZM192 20H193V19H192ZM204 20H205V19H204ZM216 20H217V19H216ZM229 20H230V19H229ZM229 20H228V21H229ZM237 20H239V19H237ZM262 20H264V19H262ZM262 20H261V21H262ZM6 21H7V20H6ZM37 21H38V20H37ZM83 21H84V18H83ZM83 21H82V22H83ZM218 21H219V24H220L219 26H218V24L216 23L217 21L215 22V23L217 24L218 28L215 26V23H214V27H216V31L218 32V33H217V36H218L217 38H219V39L217 40V42H216V46H220L221 44H223V45H222L223 48H224L225 45H226L227 48H228V44L226 43L227 40L225 41V36H226L227 34L229 35V33H228L229 30H232L233 28H234V31H237V30H235V27H236V26L231 25V26H233V28H230L229 26L225 25L226 17H225L224 14H221V16H220V18L218 19ZM234 21H235V20H233V22H234ZM240 21H241V20H240ZM243 21H244V20H243ZM255 21H256V20H255ZM0 22H1V21H0ZM3 22H4V21H3ZM11 22H12V21L7 22V23H8V24H9V23L11 24ZM40 22H41V21H40ZM40 22H39V24H40ZM43 22H45V21L43 20ZM88 22H89V21H88ZM119 22H120V21H119ZM197 22L199 23V21H197ZM197 22H196V23H197ZM206 22H205V23H206ZM231 22H232V21H231ZM231 22H230V23H231ZM259 22H260V21H259ZM262 22H263V21H262ZM7 23H6V24H7ZM24 23H25V22H24ZM32 23H33V22H32ZM84 23H85L86 25L88 24V23H86V22H84ZM84 23H83V24H84ZM111 23H112V22H111ZM192 23H193V22H192ZM196 23H195V25H196ZM203 23H202V25H203ZM234 23H235V22H234ZM234 23H233V24H234ZM3 24H5V23H3ZM21 24H22V23H21ZM30 24H31V21H30ZM34 24H35V23H34ZM199 24H200V23H199ZM199 24H197V25L199 26ZM206 24H207V23H206ZM208 24H207V25H208ZM231 24H232V23H231ZM239 24H240V26H241V23H239ZM16 25H17V22H16ZM28 25H29V24H27V26H28ZM111 25H112V24H111ZM212 25H213V24H211V26H212ZM5 26H6V27H5ZM17 26H18V25H17ZM17 26H13V28H15V27H17ZM39 26H40V25H39ZM115 26H116V25H115ZM203 26H204V25H203ZM205 26H206V25H205ZM242 26H243V25H242ZM1 27H2L3 29H6L8 26H7V25H4V26L1 25ZM87 27H88V26H87ZM105 27H106V26H105ZM120 27H121V26H120ZM9 28H11V26H10ZM13 28H12V29H13ZM20 28H21V27H20ZM25 28H26V27H25ZM37 28H39V27H37ZM85 28H86V27H85ZM121 28H122V27H121ZM194 28H195V27H194ZM200 28H202V27H200ZM204 28H206V27H204ZM208 28H209V26H207V29H206V30H207V31H210V30H211V27L209 28L210 30H208ZM229 28H230V29H229ZM3 29H0V32H2ZM7 29H8V28H7ZM7 29H6V30H7ZM15 29H16V28H15ZM22 29H24V28H21L20 30H18V27H17V30H18V31H21ZM26 29H27V28H26ZM26 29H25V30H26ZM32 29H33V26H32ZM32 29L29 30V31L32 33L31 35H34V34H33L34 32L32 31ZM41 29H42V28H40V30H41ZM86 29H87V28H86ZM88 29H89V28H88ZM190 29H191V27H190ZM190 29H189V30H190ZM198 29H199V28H198ZM236 29H237V28H236ZM40 30H39V31H40ZM101 30H102V29H101ZM116 30H117V29H116ZM195 30H196V29H195ZM212 30H213V28H212ZM3 31H4V30H3ZM9 31H10V29H9ZM9 31H8V32H9ZM85 31H86V30H85ZM193 31H194V30H193ZM196 31H198V30H196ZM207 31H205V32H207ZM213 31H214V30H213ZM213 31H212V33H213ZM238 31H240V30H238ZM15 32H16V31H15ZM24 32H25V31H24ZM26 32H27V30H26ZM26 32H25V33H26ZM30 32H29V34H30ZM100 32H101V31H100ZM194 32H195V31H194ZM200 32H201V29H200ZM200 32H199V33H200ZM9 33H10V32H9ZM12 33H13V32H12ZM12 33H11V34H12ZM17 33H18V32H16L15 35H17ZM19 33H20V32H19ZM22 33H23V32H21V34H22ZM25 33H24V34H25ZM36 33H37V31H36ZM188 33H189V32H188ZM191 33H193V32H191ZM214 33H215V32H214ZM214 33H213V34H214ZM231 33H232V32H231ZM1 34H3V33H1ZM13 34H14V33H13ZM24 34H23V36H24ZM113 34H114V33H113ZM200 34H202V32H201ZM4 35H6V34H4ZM4 35H1V36H4ZM8 35H9V34H7V36H8ZM15 35H14V36H15ZM63 35H64V34H63ZM63 35H62V38H63ZM188 35H189V34H188ZM202 35H203V36L205 35L204 32H203ZM206 35H207V34H206ZM206 35H205V38L209 35V32H208V35H207V36H206ZM215 35H216V34H215ZM1 36H0V42L3 41L4 38L6 39L5 36H4V38L1 37ZM9 36H10V35H9ZM26 36H28V34H27ZM34 36H35V35H34ZM184 36H185V34H184ZM191 36H192V35H191ZM199 36H200V35H199ZM209 36H210V35H209ZM209 36H208V37H209ZM236 36H237V35H236ZM36 37H37V35H36ZM189 37H190V36H189ZM189 37H185V38L187 39V38H189ZM195 37H196V34H195ZM211 37L213 38V36H211ZM228 37H229V36H228ZM2 38H3V40H2ZM15 38H16V36H15ZM25 38H26V37H25ZM27 38H29L28 40L32 41V40H31L32 38L30 37V35H29V37H27ZM30 38H31V39H30ZM185 38H184V39H185ZM190 38H191V37H190ZM193 38H194V37H193ZM198 38H199V37H198ZM198 38H196V39H198ZM201 38H202V37H201ZM201 38H200V39H201ZM205 38L203 37V40H204V41H206ZM215 38H216V37H215ZM217 38H216V39H217ZM21 39H23L22 35H21ZM21 39H20V40H21ZM33 39H35V38H33ZM196 39H195V40H196ZM207 39H209V38H207ZM222 39H223L224 41H223ZM7 40H8V39H7ZM24 40H25V39H24ZM24 40H23V42L20 41V42H22V43H20V44H21V47H24V46H25V45L23 44V43H24ZM209 40H210V39H209ZM209 40H208V41H209ZM8 41H10V38H9ZM17 41H18V40H17ZM26 41H27V40H26ZM35 41H36V40H35ZM187 41H188V40H187ZM192 41H193V40H192ZM196 41L198 42V40H196ZM201 41H202V40H201ZM201 41H200V42H201ZM204 41H202V42H204ZM12 42H15V41L12 40ZM18 42H19V41H18ZM111 42H112V41H111ZM184 42H185V41H184ZM190 42H191V39H190ZM209 42H210V41H209ZM209 42L207 43V41H206V42H205V45L208 44V46H210V45H209L210 43H211V45H212V44L214 45V43H212V41H211L210 43H209ZM221 42H222V43H221ZM30 43H31V42H30ZM30 43H29V44H30ZM85 43H86V42H85ZM141 43H142V42H141ZM225 43H226V44H225ZM229 43H230V42H229ZM0 44H1V43H0ZM2 44H3V43H2ZM12 44H13V43H12ZM22 44H23L24 46H23ZM182 44H183V43H182ZM189 44H190V43H189ZM192 44H194V42H192ZM195 44H196V43H195ZM224 44H225V45H224ZM14 45H15V44H13V46H14ZM31 45H32V44H31ZM139 45H140V44H139ZM184 45H185V43H184ZM196 45H197V44H196ZM200 45H201V44H200ZM203 45H204V44H202L201 47H202ZM213 45H212L211 47H213ZM16 46L18 47V44H17ZM140 46H141V45H140ZM193 46H194V45H193ZM216 46H215V47H216ZM226 46H225L224 49H226V50H227L226 53H228V50H229V49H227ZM231 46H234L233 43L231 44ZM25 47H27V46H25ZM32 47H33V46H32ZM185 47H186V46H185ZM190 47H191V45H190ZM196 47H197V46H196ZM198 47H199V46H198ZM236 47H237V46H236ZM236 47H234V48H236ZM19 48H20V46H19ZM34 48H35V47H34ZM108 48H109V47H108ZM141 48H142V47H141ZM143 48H144V47H143ZM217 48H218V47H217ZM16 49H17V48H16ZM23 49H24V48H23ZM41 49H42V48H41ZM192 49H193V48H192ZM207 49H208V48H207ZM209 49H210V48H209ZM212 49H213V48H212ZM215 49H216V48H215ZM221 49H222V48H221ZM231 49H232V48H231ZM236 49H237V48H236ZM20 50H21V49H20ZM20 50L18 49V51H20ZM37 50H39V48H38ZM184 50H186V49L184 48ZM201 50H202V49H201ZM218 50H219V49H218ZM218 50H217V51H214V52L212 51L213 53L217 52V58H216V60L219 59V57H218V54H219ZM239 50H240V49H239ZM250 50H251V49H250ZM254 50H255V49H254ZM23 51H24V50H23ZM23 51H22V52H23ZM151 51H152V50H151ZM174 51H175V50H174ZM186 51H188V49H187ZM190 51H192V50H190ZM194 51H195V50H194ZM199 51H200V50H199ZM204 51H205V50H204ZM210 51H211V49H210ZM222 51H223V50H222ZM231 51H232V50L229 51V52L231 53V54H230V53H229V54H230L231 56H233L234 54L232 55V52H231ZM234 51H235V50H234ZM251 51H252V50H251ZM15 52H16V51H15ZM22 52H21V53H22ZM41 52H42V51H41ZM177 52H178V50H177ZM179 52H180V51H179ZM184 52H185V51H184ZM184 52H183V53H184ZM224 52H225V51H224ZM247 52H248V51H247ZM252 52H254V51H252ZM17 53H18V52H17ZM19 53H20V52H19ZM37 53H39V51H38ZM141 53H142V52H141ZM153 53H154V52H153ZM174 53H176V52H174ZM187 53H188V52H187ZM191 53H192V52H191ZM205 53H206V52H205ZM226 53H225V54H226ZM242 53L244 54V52H242ZM249 53H250V51H249ZM255 53H256V51H255ZM39 54H40V53H39ZM200 54H201V51H200ZM208 54H209V53H208ZM211 54H212V53H211ZM223 54H224V53H223ZM19 55H20V54H19ZM21 55L24 56V54H21ZM21 55H20V56H21ZM36 55H37V54H36ZM80 55H81V54H80ZM90 55H91V54H90ZM144 55H145V54H144ZM184 55H185V53H184ZM227 55H228V54H227ZM239 55H240V52H239ZM247 55H248V53H247ZM251 55H252V54H251ZM26 56H27V54H26ZM26 56H25V57H26ZM38 56H39V55H38ZM174 56H175V54H174ZM207 56H208V55H207ZM222 56H223V55H221V57H222ZM224 56H225V55H224ZM231 56H230V57H231ZM248 56H250V55H248ZM25 57H24V59H25ZM140 57H141V56H140ZM208 57H209V56H208ZM212 57H214V56H212ZM227 57H229V56H227ZM233 57H234V56H233ZM233 57H231V61H232ZM240 57H241V56H239V58H240ZM253 57L255 58L254 55H253ZM19 58H20V57H19ZM19 58H18V59H19ZM21 58H22V57H21ZM133 58H134V57H133ZM156 58H157V56H156ZM174 58H175V57H174ZM178 58H180V57H178ZM184 58H186V57H184ZM188 58H189V56H188ZM210 58H211V56H210ZM237 58H238V57H237ZM245 58L247 59L246 56H245ZM249 58H250V57H248V59H249ZM24 59H23V60H24ZM26 59H27V57H26ZM78 59H79V58H78ZM208 59H209V58H208ZM221 59H222V58H221ZM224 59L227 60L228 58H224ZM251 59H252V57H251ZM20 60H21V59H20ZM135 60H137V57L135 58ZM175 60H176V59H175ZM216 60H215V64H217V61H218V60H217V61H216ZM222 60H223V59H222ZM226 60L223 62V64H225V62L228 63V64L231 63V61H230V62H227L228 60H227V61H226ZM229 60H230V59H229ZM234 60H235V59H234ZM17 61H18V60H17ZM26 61H27V60H26ZM184 61H185V59H184ZM205 61H206V60H205ZM205 61H204V62H205ZM211 61H212V59H211ZM211 61H210V62H211ZM238 61H240L239 63H242V62H243L241 59L238 60ZM241 61H242V62H241ZM249 61H250V60H249ZM139 62H141V61H139ZM174 62H175V61H174ZM201 62H202V61H201ZM219 62H220V61H219ZM233 62H234V61H233ZM253 62L255 63L256 61L253 60ZM253 62H252V63H253ZM18 63H19V61H18ZM20 63H21L22 66H23V63H22L21 61H20ZM20 63H19L18 65L21 66ZM207 63H208V62H207ZM213 63H214V62H213ZM244 63H245V65L247 64L246 61H245ZM128 64H129V63H128ZM137 64H138V63H137ZM220 64H221V62H220ZM228 64H226V65H227V69H228ZM249 64H251V63H249ZM249 64H248V65H249ZM94 65H95V64H94ZM141 65H142V64H141ZM143 65H144V64H143ZM151 65H152V63H151ZM167 65H168V64H167ZM181 65H182V64H181ZM208 65H209V64H208ZM233 65H235V63H234ZM240 65H241V64H240ZM242 65H243V64H242ZM255 65H256V64H254V66H255ZM262 65H263V64H261V66H262ZM22 66H21V67H22ZM75 66H76V65H75ZM96 66H97V65H96ZM134 66H135V64H134ZM137 66H138V65H137ZM145 66H146V65H145ZM185 66H186V65H185ZM202 66H203V65L201 64L200 67L202 68ZM204 66H206V65H204ZM209 66H210V65H209ZM236 66H237V64L235 65V67H236ZM45 67H46V66H45ZM50 67H51V66H50ZM67 67H68V66H67ZM125 67H126V65H125ZM125 67H124V68H125ZM135 67H136V66H135ZM154 67H155V66H154ZM211 67H212V66H211ZM218 67H219V66H218ZM220 67H221V66H220ZM76 68H77V67H76ZM136 68H138V67H136ZM156 68H157V67H156ZM216 68H217V65H216V67H215L214 69H216ZM230 68H231V67H229V70L232 69V68H231V69H230ZM238 68H239V67H237V69H238ZM262 68H263V67H262ZM60 69H61V68H60ZM91 69H92V68H91ZM149 69H150V67H149ZM149 69H148V70H149ZM181 69H182V68H181ZM205 69H206V67H205ZM214 69L212 68V69H209V70H213V72H214ZM223 69H224V67H223ZM233 69H234V68H233ZM237 69H236V71H237ZM244 69H245V71L247 70V69H246V66H244V68L241 67V70L243 71V73H244ZM249 69L251 70V67H250ZM252 69H253V67H252ZM40 70H41V69H40ZM40 70H39V71H40ZM128 70H130V68H129ZM131 70H132V69H131ZM202 70H203V69H202ZM217 70H219V69H217ZM217 70H216V71H217ZM250 70L247 71V72L250 73V72H251ZM253 70H254V69H253ZM253 70H252V71H253ZM258 70H259V68H258ZM258 70H257V71H258ZM47 71H48V70H46V73H47ZM51 71H52V69H51ZM58 71H59V69H58ZM90 71H91V70H90ZM90 71H89V72H90ZM138 71H139V69H138ZM170 71H171V70H170ZM180 71H182V70H180ZM203 71H204V70H203ZM222 71H223V70H222ZM236 71H233V72H236ZM255 71H256V70H255ZM86 72H87V71H86ZM122 72H123V71H122ZM145 72H146V70H145ZM206 72H207V71H206ZM211 72H212V71H211ZM213 72H212V73H213ZM224 72H226V71H224ZM263 72H264V71H263ZM42 73H43V70H42ZM42 73H41V74H42ZM133 73H134V72H133ZM139 73H141V72H139ZM158 73H159V72H158ZM204 73H205V72H204ZM204 73H203V74H204ZM208 73H210V72H208ZM219 73H220V71H219ZM230 73H231V71H230ZM38 74H39V73H38ZM143 74H144V73H143ZM143 74H142V75H143ZM146 74H147V72H146ZM149 74H151V73L149 72ZM153 74H154V72H153ZM156 74H157V73H156ZM161 74H163V73H161ZM214 74H215V73H214ZM217 74H218V73H217ZM217 74H216V75H217ZM222 74H223V73H222ZM222 74H220L221 77H222ZM224 74H225V73H224ZM263 74H264V73H263ZM34 75H36V73H35ZM44 75H45V74H44ZM123 75H124V72H123ZM157 75H158V74H157ZM183 75H184V74H183ZM186 75H187V74H186ZM208 75H212V74L210 73V74H208ZM220 75H219V77H220ZM234 75L237 76L236 73H235ZM234 75H233V77H234ZM241 75H242V74H241ZM259 75H260V74H259ZM37 76H38V78H39V75H37ZM59 76H60V75H59ZM65 76H66V75H65ZM144 76H145V74H144ZM165 76H166V75H165ZM177 76H178V75H177ZM187 76H188V75H187ZM203 76H204V75H203ZM243 76H244V74H243ZM250 76H251V75H250ZM252 76H254V75L252 74ZM256 76H257V75H256ZM34 77H35V76H34ZM40 77H42V76H40ZM47 77H48V76H47ZM166 77H167V76H166ZM166 77H165V78H166ZM204 77H206V75H205ZM237 77H239V75H238ZM246 77H247V79H248V78H249V74H247V76H245V79H246ZM257 77H258V76H257ZM262 77H263V76H262ZM35 78H36V77H35ZM43 78H44V77H43ZM66 78H67V77H66ZM71 78H73V76H72ZM80 78H81V77H80ZM87 78H88V77H87ZM130 78H131V76H130ZM140 78H141V77H140ZM144 78H146V76H145ZM167 78H168V77H167ZM180 78H181V77H180ZM180 78H179V79H180ZM186 78H187V77H186ZM200 78H201V77H200ZM213 78H215V81L217 80L216 77H212V79H213ZM234 78H235V77H234ZM253 78H255V77H253ZM146 79H147V78H146ZM146 79H144L145 82H147ZM148 79H149V78H148ZM148 79H147V80H148ZM157 79H158V78H157ZM182 79H184L183 76H182ZM187 79H188V78H187ZM202 79H203V78H202ZM202 79H201V80H202ZM204 79H205V78H204ZM207 79L209 80V76H208V78L206 77V80H207ZM220 79H224V78H220ZM247 79H246V82L248 81ZM249 79L251 80V78H249ZM41 80H42V79H41ZM45 80H46V79H45ZM151 80H152V78H151ZM154 80H155V79H154ZM162 80H163V79H162ZM168 80H169V79H168ZM174 80H175V75H174ZM184 80H185V79H184ZM184 80H182V81H184ZM190 80H191V79H190ZM206 80H205V81H206ZM208 80H207V81H208ZM213 80H214V79H213ZM235 80H236V79H235ZM237 80L239 81V79H237ZM237 80H236V81H237ZM250 80H249V81H250ZM259 80H262V79H258L257 81H259ZM36 81H37V80H36ZM36 81H35V82H36ZM42 81H43V80H42ZM78 81H80V80H78ZM126 81H127V79H126ZM126 81H125V82H126ZM149 81H150V80H149ZM149 81H148V82H149ZM170 81H171V80H170ZM175 81H176V80H175ZM177 81H178V79H177ZM195 81H196V80H195ZM220 81H221V80H220ZM238 81H237V82H238ZM241 81H242V80H241ZM244 81H245V80H244ZM14 82H16V81H14ZM84 82H85V81H84ZM127 82H128V81H127ZM155 82H156V81H155ZM179 82H180V81H178V83H179ZM185 82H186V81H185ZM187 82H188V81H187ZM203 82H204V80H203ZM209 82H211V81H209ZM209 82H208V83H209ZM221 82H222V81H221ZM251 82H253V81L251 80ZM254 82H255V81H254ZM37 83H38V82H37ZM41 83H42V82H41ZM139 83H140V82H139ZM190 83H191V82H190ZM194 83H195V82H194ZM201 83H202V81H201ZM217 83H219V82H217ZM217 83H216V86H217ZM247 83H248V82H247ZM262 83H263V82H262ZM28 84H29V83H28ZM42 84H43V83H42ZM44 84H45V83H44ZM44 84H43V86H44ZM77 84H78V83H77ZM131 84H132V83H131ZM155 84H156V83H155ZM158 84H159V83H158ZM158 84H157V85H158ZM160 84H161V82H160ZM171 84H172V83H171ZM176 84H177V82H176ZM183 84H184V83H183ZM183 84H182V85H183ZM186 84H187V83H186ZM202 84H203V83H202ZM205 84H207V83H205ZM238 84H239V83H238ZM240 84H241V82H240ZM254 84H255V83L249 85V83H248V85H249L250 87L253 86V87H254V90H255V89H257V88H256L257 86H256V84H255V86H256V87H255ZM38 85H40V84L38 83ZM124 85H125V84H124ZM134 85H135V84H134ZM134 85L132 86V87H133L132 89H134ZM141 85H142V83H141ZM141 85H140V86H141ZM147 85H150V86H151V84H147ZM147 85H146V86H147ZM179 85H180V84H178V86H179ZM196 85H198V83H196ZM212 85H213V84H212ZM221 85H223V82L221 83ZM224 85H225V83H224ZM246 85H247V84H246ZM25 86H27V85H25ZM40 86H41V85H40ZM77 86H78V85H77ZM102 86H103V85H102ZM111 86H112V85H111ZM111 86H110V87H111ZM125 86H126V85H125ZM142 86H145V83H144V85H142ZM146 86H145L144 88H147ZM150 86H149V87H150ZM189 86H191V84H189ZM198 86H199V85H198ZM218 86H219V85H218ZM225 86H226V85H225ZM225 86H222V87H225ZM243 86H245V85L243 84ZM258 86H259V84H258ZM65 87H66V86H65ZM100 87H101V86H100ZM151 87H152V86H151ZM163 87H164V86H163ZM169 87H170V83H169ZM171 87H172V86H171ZM171 87H170V90H171ZM191 87H192V86H191ZM196 87H197V86H196ZM209 87H210V85H209ZM211 87H212V86H211ZM246 87H247V86H246ZM253 87H252V89H253ZM259 87H260V86H259ZM261 87H262V86H261ZM261 87H260V88H261ZM34 88H35V87H34ZM36 88H37V86H36ZM38 88H39V87H38ZM104 88H106V87H104ZM135 88H137V87L135 86ZM173 88H174V87H173ZM232 88H233V87H232ZM260 88H259V89H260ZM263 88H264V87H263ZM263 88H262V89H263ZM72 89H73V88H72ZM99 89H100V88H99ZM102 89H103V88H102ZM106 89H107V88H106ZM110 89H111V88H110ZM149 89H150V88H149ZM160 89L162 90V86H161ZM181 89H183V88H181ZM181 89H180V91H181ZM185 89H187V87H186ZM221 89H222V88H221ZM230 89H231V88H230ZM36 90H37V89H36ZM145 90H146V89H145ZM150 90H152V92L155 93L154 88H153V89L151 88ZM157 90H158V89H157ZM157 90H156V92H157ZM192 90H194V89H192ZM246 90H247V89H246ZM260 90H261V89H260ZM100 91H102V90H100ZM105 91H106V90H105ZM135 91H136V90H135ZM139 91H140V90H139ZM147 91H148V90H147ZM172 91H173V90H172ZM187 91H188V89H187ZM228 91H229V90H228ZM231 91H232V90H231ZM251 91H252V90H251ZM257 91H258V90H257ZM263 91H264V90H263ZM62 92H63V91H62ZM78 92H80V91L78 90ZM106 92H108V91H106ZM127 92H128V91H127ZM132 92H133V91H132ZM132 92H131V93H132ZM150 92H151V91H150ZM185 92H186V91H185ZM225 92H226V91H225ZM229 92H230V91H229ZM249 92H250V90H249ZM258 92H259V91H258ZM101 93H102V92H101ZM103 93H104V92H103ZM135 93H136V92H135ZM141 93H142V92H141ZM190 93H192V92H190ZM237 93H239V92H237ZM250 93H251V92H250ZM253 93H254V92H253ZM256 93H257V92H255V94H256ZM62 94H63V93H62ZM79 94H80V93H79ZM105 94H106V93H105ZM105 94H104V95H105ZM107 94H108V93H107ZM117 94H118V93H117ZM161 94H162V93H161ZM168 94H169V93L167 92V96H169ZM181 94H182V93H181ZM231 94H232V92H231ZM243 94H244V93H243ZM246 94H247V93H246ZM246 94H245V96H246ZM259 94L261 95V92H260ZM53 95H54V94H53ZM111 95H112V94H111ZM137 95H139V93H137ZM151 95H153V94H151ZM155 95H156V96L159 95V97H158L159 99H158V100H160V94L158 93V95H157V94L155 93ZM155 95H154V96H155ZM107 96H109V94H108ZM107 96H106V97H107ZM113 96H114V93H113ZM119 96H122V95H119ZM141 96H143V95L141 94ZM156 96H155V98H154L155 101H156ZM165 96H166V95H165ZM170 96H171V95H170ZM236 96H237V94H236ZM253 96H254V94H253ZM256 96H257V95H256ZM95 97H96V96H95ZM106 97H105V98H106ZM117 97H118V96H117ZM117 97H116V98H117ZM148 97L150 98L149 95H148ZM151 97H152V96H151ZM187 97H188V95H187ZM257 97H258V96H257ZM259 97H260V96H259ZM100 98H101V97H100ZM116 98H115V99H116ZM119 98L121 99V97H119ZM123 98L125 99V97H123ZM140 98H141V97H140ZM144 98H145V97H144ZM166 98H167V97H166ZM169 98H170L171 101H172V98H171V97H169ZM240 98H241V97L239 96L238 100H240ZM242 98H244V97H242ZM254 98H256V97H254ZM261 98H262V97H261ZM263 98H264V97H263ZM40 99H41V98H40ZM102 99H103V98H102ZM108 99H109V98H108ZM115 99H114V100H115ZM146 99H147V98H146ZM146 99H145V100H146ZM170 99H168L169 102H170ZM235 99H236V98H235ZM250 99H251V98H250ZM258 99H259V100H258ZM96 100H97V97H96ZM100 100H101V99H100ZM135 100H136V99H135ZM161 100H163V98H162ZM238 100H237V102H238ZM256 100L260 101V98H257ZM256 100H254V103H253V101L250 100V101L253 103V105H254V107H253V105H252V107H253L254 109H256L258 112H261V111H262L261 114H263L264 103H262V102H264V101L261 100L262 102H255ZM103 101H106V100H103ZM115 101H116V100H115ZM119 101H120V100H119ZM122 101H123V100H122ZM137 101H138V100H137ZM137 101H136V102H137ZM143 101H144V100H143ZM143 101H142V102H143ZM146 101H147V100H146ZM149 101H150V99H149ZM149 101H148V102H149ZM173 101H174V100H173ZM192 101H193V100H192ZM240 101H243V100H240ZM247 101H248V100H247ZM96 102H97V101H96ZM136 102H135V103H136ZM139 102L142 103L141 101H139ZM148 102H147V103H148ZM153 102H154V101H153ZM160 102H161V101H160ZM163 102H164V101H163ZM169 102H168V104H169ZM187 102H188V101H187ZM198 102H199V101H198ZM248 102H249V101H248ZM251 102H250V103H251ZM59 103H60V102H59ZM112 103H113V102H112ZM112 103H111V104H112ZM123 103H125V102H122V105H123ZM127 103H128V101H127ZM127 103H126V104H127ZM147 103L145 104V101H144V104H145V105H147ZM238 103H239V102H238ZM242 103H243V102H242ZM245 103H247V102H245ZM100 104L103 106L102 101H101ZM106 104H107V103H104V105H106ZM118 104H119V102H118ZM118 104H117V106H118ZM138 104H139V103H138ZM138 104H137V105H138ZM170 104H171V102H170ZM172 104H173V103H172ZM122 105H121V106H122ZM161 105H162V104H161ZM117 106L114 105V107H117ZM121 106L119 105V107H121ZM129 106H130V104H129ZM143 106H144V105L142 104L141 107L143 108ZM148 106H149V104H148ZM148 106H147V107H148ZM150 106H151V104H150ZM155 106H156V105H155ZM157 106H158V105H157ZM169 106H170V105H169ZM178 106H180V105H178ZM186 106H187V105H185V107H186ZM192 106H193V105H192ZM240 106H241V107H240L239 109L242 108V105H241V104H240ZM244 106H245V105H244ZM248 106H250V105H248ZM13 107H14V106H13ZM50 107H51V106H50ZM60 107H62V106H60ZM108 107H109V106H108ZM125 107H126V106H125ZM136 107H137V106H136ZM136 107H135V108H136ZM238 107H239V105H238ZM52 108H53V107H52ZM97 108H98V107H97ZM104 108H105V107H104ZM109 108H111V107H109ZM109 108H108V109H109ZM155 108H156V107H155ZM164 108H165V105H164ZM164 108H163V109H164ZM167 108H168V107H167ZM187 108H188V107H187ZM187 108H186V109H187ZM189 108L191 109V107H189ZM196 108H197V107H196ZM245 108H246V107H245ZM247 108H248V107H247ZM108 109H107V110H108ZM112 109H113V108H112ZM132 109L134 110V108H132ZM148 109H149V107H148ZM148 109H147V110H148ZM157 109H159V108L157 107ZM173 109H174V106H173ZM182 109H183V108H182ZM107 110H106V111H107ZM117 110H118V109H117ZM117 110L114 109L115 112H116ZM120 110L122 111L123 109L120 108ZM127 110H128V109H127ZM127 110L125 109V111H127ZM136 110H137V109H135V111H136ZM143 110H144V112H145L146 109L144 108ZM149 110H150V109H149ZM159 110H160V109H159ZM165 110H168V109H165ZM241 110H242V109H241ZM245 110H246V109H245ZM247 110H248V109H247ZM57 111H58V110H57ZM130 111H131V109H130ZM152 111H153V110H152ZM160 111H161V110H160ZM160 111H159V112H160ZM169 111H171V110H169ZM174 111H175V109H174ZM182 111H183V110H182ZM242 111H244V110H242ZM248 111H249V110H248ZM47 112H48V111H47ZM47 112H46V113H47ZM107 112H108V111H107ZM109 112H110V113H109L110 116L113 117L112 114H111L112 111H109ZM122 112H124V111H122ZM138 112H139V111H138ZM147 112H148V114H151V112H150V113H149V111H147ZM147 112H146V113H147ZM155 112H156V110H155ZM159 112H158V114H157V119H159V117H158ZM187 112H188V111H187ZM187 112H186L185 114H187ZM190 112H191V111H190ZM250 112H251V111H250ZM112 113H113V112H112ZM119 113H121V112H119ZM119 113L116 112V115L119 114ZM153 113H154V112H153ZM165 113H167V112H165ZM171 113H172V111H171ZM183 113H184V112H183ZM195 113H196V112H195ZM246 113H247V112H246ZM246 113H245V115H246ZM251 113H252V112H251ZM254 113H255V112H254ZM57 114H58V113H57ZM114 114H115V113H114ZM114 114H113V115H114ZM131 114H132V113H131ZM168 114H169V113H168ZM192 114H193V113H192ZM241 114H242V113H241ZM243 114H244V112H243ZM243 114H242V115H243ZM252 114H253V113H252ZM252 114H251V115H252ZM255 114H256V113H255ZM12 115H13V114H12ZM46 115H48V114H46ZM100 115H101V113H100ZM122 115H126V113H123V114L121 113V116H122ZM137 115H138V114H137ZM143 115H144V117H145V114H143ZM162 115H163V114H162ZM173 115H175V114H173ZM187 115H188V114H187ZM245 115H244V117H245ZM50 116H51V114H50ZM129 116H130V114H129ZM132 116H133V114H132ZM139 116H140V113H139ZM148 116H149V115H148ZM151 116L153 117V115H151ZM154 116H156V115H154ZM160 116H161V113H160ZM188 116H189V115H188ZM239 116H240V115H239ZM247 116H248V114H247ZM252 116L254 117V116H256V115H252ZM263 116H264V115H263ZM11 117H12V116H11ZM11 117H10V118H11ZM89 117H90V116H89ZM101 117H102V116H100V118H101ZM114 117H115V115H114ZM118 117L120 118L119 115H118ZM118 117H117V118H118ZM123 117H124V116H123ZM134 117H135V116H134ZM163 117H164V116H162V118H163ZM172 117H176V115H175V116H172ZM191 117H192V116H191ZM196 117H197V116H196ZM204 117H205V116H204ZM244 117H243V118H244ZM256 117H257V116H256ZM56 118H57V117H56ZM130 118H131V116H130ZM145 118H146V117H145ZM166 118H167V117L165 116L164 119H165V120H168V119H166ZM185 118H186V117H185ZM240 118H241V117H240ZM258 118H259V117L255 118V120H258ZM43 119H44V118H43ZM93 119H94V117H93ZM112 119H113V118H112ZM120 119H121V118H120ZM137 119H138V118H137ZM146 119H147V118H146ZM153 119H154V118H153ZM164 119H162V120H164ZM174 119H175V118H174ZM189 119H190V117H189ZM192 119H193V118H192ZM197 119H198V118H197ZM259 119H261V118H259ZM8 120H10V119H8ZM110 120H111V119H110ZM132 120H133V119H132ZM134 120H136V119L134 118ZM141 120H142V119H141ZM147 120H148V119H147ZM160 120H161V119H159L158 122H160ZM162 120H161V121H162ZM181 120H182V119H181ZM205 120H207V119L204 118V121H205ZM240 120H241V119H240ZM244 120H246V118H244ZM262 120H264V117L260 120V123H261ZM88 121H89V120H88ZM97 121H98V120H97ZM112 121H113V122H115V121L118 122L119 119L116 120V117H115V120L113 119ZM121 121H122V120H121ZM136 121H137V120H136ZM144 121H145V120H144ZM148 121H149V120H148ZM148 121L145 122V123H149ZM182 121H183V120H182ZM192 121H193V120H192ZM194 121H195V120H194ZM194 121H193V122H194ZM16 122H17V121H16ZM91 122H92V120H91ZM94 122H95V121H94ZM100 122H102V121L100 120ZM117 122L115 123V125H116V124H117V125H118V124H121V123H117ZM126 122L128 123V121L125 119V123H126ZM137 122H138V121H137ZM139 122H140V121H139ZM142 122H143V120H142ZM166 122H167V121H166ZM166 122H165V123H166ZM177 122H178V121H177ZM198 122L201 123L200 121H198ZM198 122H197V123H198ZM242 122H243V121H242ZM248 122H249V121H248V119H247V122H243V123H248ZM253 122H256V121L253 120ZM11 123H12V122H11ZM84 123H86V122H84ZM96 123H98V122H96ZM127 123H126V125H128ZM130 123H131V122H130ZM140 123H141V122H140ZM140 123H139V124H140ZM182 123H183V122H182ZM186 123H188V122L186 121ZM199 123H198V124H199ZM203 123H204V122H203ZM9 124H10V123H9ZM14 124H15V123H14ZM91 124H92V123H91ZM122 124H123V123H122ZM137 124H138V123H137ZM137 124H135V125H137ZM139 124H138V125H139ZM152 124H153V123H150V125H152ZM170 124H171V123H170ZM195 124H196V122H195ZM87 125H88V124H87ZM99 125L103 126L102 124H99ZM115 125H114V126H115ZM147 125H149V124H147ZM162 125H163V124H162ZM172 125H174V124H172ZM240 125H241V124H240ZM249 125H251V124L248 123V126H249ZM262 125L264 126V121H263V124H262ZM10 126H12V125H10ZM14 126H15V125H14ZM14 126H13V127H14ZM84 126H85V125H84ZM88 126H89V125H88ZM91 126H92V125H91ZM96 126H97V125H96ZM110 126H111V125H110ZM129 126H130V124H129ZM140 126L142 127L143 125L140 124ZM160 126H161V124H160ZM168 126H169V124H168ZM189 126H190V125H189ZM189 126H188V127H189ZM191 126H192V124H191ZM191 126H190L189 128H191ZM195 126H196V125H195ZM200 126H201V124H200ZM205 126H207V125H205ZM237 126H238V124H237ZM251 126H252V125H251ZM85 127L87 128V126H85ZM104 127H105V126H104ZM104 127H103V128H104ZM121 127H122V126H120V128H121ZM132 127H133V126H132V123H131V128H132ZM171 127H174V126H171ZM183 127H184V126H183ZM185 127H186V126H185ZM185 127H184V128H185ZM249 127H250V126H249ZM91 128H92V127H91ZM93 128H95V127L93 126ZM96 128H97V127H96ZM96 128H95V129H96ZM100 128H101L100 130L103 132V131H104V130H102L103 128H102V127H100ZM109 128H110V127H108V129H109ZM111 128H112V127H111ZM124 128H125V127H124ZM126 128H127V126H126ZM129 128H130V127H129ZM131 128H130V129H131ZM145 128H146V127H145ZM147 128H150V126H148ZM152 128H153V127H152ZM152 128H151V129H152ZM157 128H158V127H157ZM164 128H165V127H164ZM166 128H167V127H166ZM169 128H170V127H169ZM169 128H168V129H169ZM184 128H183V130H184ZM196 128H197V126H196ZM242 128H243V126H242ZM253 128H254V127H253ZM11 129H12V128H11ZM42 129H43V128H42ZM89 129H90V128H89ZM95 129H93V130L95 131ZM104 129H105V128H104ZM133 129H134V128H133ZM140 129H141V128H139V130H140ZM179 129H180V127H179ZM80 130H81V129H80ZM80 130H79V131H80ZM116 130H118V129L116 128ZM146 130H147V129H146ZM148 130H149V129H148ZM159 130H160V129H159ZM161 130H162V129H161ZM161 130H160V132L162 133ZM165 130H167V129H165ZM174 130H175V129H174ZM183 130H179V131H183ZM185 130L187 131V128H186ZM191 130L193 131V129H191ZM194 130H196V129H194ZM234 130H235V128H234ZM237 130L239 131V129H237ZM254 130H256V129H254ZM262 130H263V128H261V131H260V132H262ZM8 131H9V130H8ZM41 131H42V130H41ZM47 131H48V130H47ZM89 131H90V130H89ZM131 131H132V129H131ZM133 131L135 132V130H133ZM133 131H132V132H133ZM143 131H145V129H144ZM143 131L141 130V135H142V132H143ZM153 131H155V130H153ZM167 131L169 132L170 130H167ZM186 131H185V133H186ZM198 131H199V129H198ZM222 131H223V130H222ZM250 131H251V130H249L248 133H249ZM257 131H258V130H257ZM87 132H88V131H87ZM97 132H98V129H97ZM168 132H167V133H168ZM175 132H176V131H175ZM195 132H196V131H195ZM235 132H236V131H235ZM254 132H255V131H254ZM260 132H259V133H260ZM80 133H81V132H80ZM90 133H91V132H90ZM95 133H96V132H95ZM107 133H108V131H107ZM113 133H114V132H113ZM117 133H118V132H117ZM120 133H121V131H120ZM122 133H123V132H122ZM136 133H139V132L136 131L135 134H136ZM145 133H146V134H145ZM145 133H144L145 135H148L147 132H145ZM148 133H152V130H151V132L148 131ZM169 133H170V132H169ZM176 133H178V132H176ZM183 133H184V131H183ZM200 133H201V132H200ZM200 133H199V134H200ZM236 133H237V132H236ZM245 133H247V132L245 131ZM33 134H34V133H33ZM33 134H31V135H33ZM81 134H82V133H81ZM81 134H80V136H77V137H79V138L82 137ZM96 134H97V133H96ZM99 134H100V132H99ZM104 134H105V133H104ZM104 134H103V136H104ZM109 134H110V133H109ZM127 134H128V133H127ZM133 134H134V133H133ZM154 134H155V133H154ZM250 134H251V133H250ZM255 134H256V133H255ZM74 135H75V134H74ZM78 135H79V134H78ZM87 135H89V134H87ZM117 135H119V134H117ZM155 135H156V134H155ZM170 135H171V134H170ZM170 135H169V136H170ZM174 135H175V134H174ZM188 135H189V134H188ZM240 135H241V133H239V136H240ZM256 135H257V134H256ZM256 135H255V136H256ZM258 135H260V134H258ZM103 136H102V138H103ZM133 136H134V135H133ZM135 136H138V135H135ZM153 136H154V135L152 134V135H151V138H153ZM160 136H161V134H160ZM242 136H243V135H242ZM242 136H241V137H242ZM246 136H247V135H246ZM255 136H252V135L250 136V135H249V137L251 138L252 141H253V139H255V138H254ZM71 137H72V136H71ZM83 137H84V136H83ZM83 137H82V138H83ZM96 137H97V135H96ZM96 137H93V134H92V138L95 139ZM98 137L100 138V135H99ZM121 137H122V135H120V138H121ZM139 137H140V136H139ZM156 137H157V135H156ZM171 137H172V136H171ZM188 137H189V136H188ZM241 137H240V138H241ZM252 137H253V138H252ZM263 137H264V133H263ZM88 138H89V137H88ZM118 138H119V136H118ZM125 138H126V137H125ZM125 138H124V139H125ZM159 138H160V137H159ZM175 138H176V137H175ZM175 138H174V139H175ZM181 138L183 139V137H181ZM213 138H214V137H213ZM250 138H249V139H250ZM36 139H37V138H36ZM80 139H81V138H80ZM85 139H86V138H85ZM85 139H84V140L82 139V140H83L82 143H83V142L86 143V142H85ZM106 139H107V138H106ZM135 139H136V138H135ZM166 139H167V138H166ZM176 139H177V138H176ZM176 139H175V140H176ZM186 139H189V138L186 137L185 140H186ZM256 139H257V136H256ZM256 139H255V140H256ZM78 140H79V139H78ZM89 140H90V143H91V139H89ZM119 140H122V139H119ZM126 140H127V139H126ZM130 140H131V139H130ZM197 140H198V139H197ZM226 140H227V139H226ZM247 140H248V139H247ZM251 140H250V141H251ZM257 140H261V138H260V139H257ZM36 141H38V140H36ZM79 141H80V140H79ZM79 141H78V143H79ZM93 141H94V140H93ZM93 141H92V143H93ZM108 141H109V140H108ZM122 141H123V140H122ZM137 141H138V137H137ZM150 141H151V140H150ZM190 141H191V140H190ZM243 141H244V139H243ZM243 141H242V142H243ZM248 141H249V140H248ZM29 142H30V141H29ZM87 142H88V140H87ZM95 142H96L97 144H99L98 142H100V141L98 140V142H97V141H95ZM102 142H103V141L101 140V143H102ZM106 142H107V141L105 140V143H106ZM118 142H120V141H118ZM127 142H129V141L127 140ZM131 142H132V141H131ZM140 142H141V141H140ZM167 142H168V140H167ZM170 142H171V141H170ZM172 142H173V141H172ZM177 142H179V141H177ZM177 142H176V145L179 144V143H177ZM182 142H183V140H182ZM191 142H192V141H191ZM191 142H190V143H191ZM197 142H198V141H197ZM211 142H212V141H211ZM84 143H83V144H84ZM122 143H125V142H122ZM136 143H137V142H136ZM144 143H145V142H144ZM168 143H169V142H168ZM198 143H199V142H198ZM204 143H205V142H204ZM227 143H228V142H227ZM243 143H244V142H243ZM249 143H250V142H249ZM256 143H262V142H256ZM263 143H264V142H263ZM263 143H262L261 145H263ZM73 144H74V143H73ZM128 144H130V143H127V145H128ZM133 144H134V143L132 142V145H133ZM145 144H146V143H145ZM158 144H159V143H158ZM188 144H189V143H188ZM199 144H200V143H199ZM240 144H241V143H240ZM253 144L256 145V144H255V141L253 142ZM253 144L251 143L252 146H253ZM33 145H34V144H33ZM85 145H86V144H85ZM146 145H148V144H146ZM151 145H154V144L152 143ZM171 145H173V143H171ZM176 145H175V147H176ZM179 145H180V144H179ZM189 145H190V144H189ZM191 145L193 146V143H192ZM191 145H190V147H191ZM203 145H204V144H203ZM244 145H245V144H244ZM79 146H82V145H79ZM99 146H100V145H99ZM101 146H102V145H101ZM106 146H107V144H106ZM106 146H105V148H103L104 151L108 150V149L106 148ZM109 146L111 147L110 143H109ZM123 146H124V145H123ZM149 146H150V144H149ZM158 146L160 147V145H158ZM183 146H186V145H183ZM245 146H246V145H245ZM257 146H258V144H257ZM89 147H90V146H89ZM89 147H88V148H89ZM102 147H104V146H102ZM129 147L132 148V146H129ZM147 147H148V146H146L145 148H147ZM156 147H157V144H156ZM156 147H155V149H156ZM167 147H168V145H167ZM171 147H173V146H171ZM203 147H204V146H203ZM205 147H208V146L206 145ZM253 147H256V146H253ZM253 147H252V148H253ZM258 147L260 148V146H258ZM78 148H79V147H78ZM84 148H86V146H85ZM91 148H92V147H91ZM124 148H126V146H125ZM162 148H163V147H162ZM177 148H179V146H177ZM184 148H185V147H184ZM196 148H197V147H196ZM221 148H222V147H221ZM256 148H257V147H256ZM262 148H263V147H262ZM6 149H7V148H6ZM75 149H76V148H75ZM81 149H82V147H81ZM92 149H93V148H92ZM92 149H91V150H92ZM95 149H96V148H95ZM97 149H98V148H97ZM100 149H101V147H100ZM105 149H106V150H105ZM127 149H128V148H127ZM132 149H133V148H132ZM132 149H129V150H132ZM152 149H154V148H152ZM155 149H154V150H155ZM180 149H181V148H180ZM185 149H186V148H185ZM185 149H184V151H185ZM260 149H261V148H260ZM124 150H126V149H124ZM129 150H128V151H129ZM150 150H151V148H150ZM154 150H151V151L155 152ZM167 150H168V149H167ZM193 150H194V149H192V148L190 149V151H193ZM197 150H198V149H197ZM239 150H240V149H239ZM241 150H242V149H241ZM256 150H257V149H256ZM258 150H259V149H258ZM262 150H263V149H262ZM262 150H261V152H262ZM7 151H8V150H7ZM7 151H6V152H7ZM84 151H85V150H84ZM92 151H93V153H94V149H93ZM108 151H109V150H108ZM134 151H135V150H134ZM143 151H144V150H143ZM169 151H170V150H169ZM182 151H183V150H182ZM184 151H183V153H184ZM207 151L209 152V149H208ZM237 151H238V150H237ZM252 151H253V149H252ZM87 152H88V151H87ZM98 152H99V151H98ZM100 152H101V150H100ZM102 152H103V151H102ZM141 152H142V151H141ZM146 152H147V151H146ZM153 152H152V155H153ZM157 152L159 153V152H160V149H157L156 154H157ZM162 152H163V151H161V153H162ZM172 152L174 153V150H172ZM172 152L170 151L171 154H172ZM185 152H186V151H185ZM196 152L199 153V151H196ZM205 152H206V151H205ZM208 152H207V153H208ZM257 152H258V151H257ZM257 152H256V154H257ZM4 153H5V152H4ZM78 153H79V150H78ZM80 153L82 154V152H80ZM95 153H96V152H95ZM103 153H104V152H103ZM161 153H159V156H160V155H161V156L164 155L163 153H162V154H161ZM164 153H166V152H164ZM177 153H179V152H177ZM187 153H189V152L187 151ZM236 153H237V152H236ZM23 154H24V153H23ZM33 154H34V153H33ZM81 154H80V155H81ZM96 154H97V153H96ZM109 154H110V152H109ZM109 154H108V155H109ZM128 154H129V152H128ZM134 154H135V152H134ZM141 154H144V152L141 153ZM156 154H154V155H156ZM166 154H167V153H166ZM184 154H186V153H184ZM191 154H192V153H191ZM209 154H210V152H209ZM256 154L254 153V156H255ZM262 154H263V152H262ZM5 155H6V154H5ZM7 155H8V154H7ZM28 155H29V154H27V156H28ZM88 155H89V154H88ZM90 155H91V154H90ZM104 155H105V154H104ZM108 155L106 154V156H108ZM113 155H114V153H113ZM113 155H112V157H113ZM130 155H131V153L129 154V157H130ZM138 155H140V154H138ZM154 155H153V156H154ZM167 155H168V154H167ZM172 155H173V154H172ZM174 155H175V154H174ZM179 155H180V154H179ZM193 155H194V154H193ZM200 155H201V154H200ZM34 156H35V155H34ZM97 156H98V155H97ZM125 156H127V155H125ZM131 156H132V155H131ZM188 156H190V153H189ZM197 156L199 157V154H198ZM197 156H196V157H197ZM239 156H240V155H239ZM239 156L237 155L238 160H239V158L241 157V156H240V157H239ZM259 156H261V155L259 154ZM262 156H264V155H262ZM80 157H81V156H80ZM89 157H90V156H89ZM91 157H92V156H91ZM91 157H90V158H91ZM110 157H111V156H109L108 160H110ZM139 157H140V156H139ZM144 157H145V155H144ZM155 157L157 158L158 156L156 155ZM175 157H176V156H175ZM177 157H179V156L177 155ZM177 157H176V159H177ZM190 157L192 158V156H190ZM198 157H197V159H199L198 161H200V158H198ZM200 157H202V156H200ZM210 157H211V156H210ZM257 157H258V156L256 155V158H257ZM5 158H6V157H5ZM30 158H31V157H30ZM81 158H82V157H81ZM127 158H128V157H127ZM127 158H126V160H127ZM134 158H135V157H134ZM140 158H141V157H140ZM145 158H146V157H145ZM161 158L164 159L163 156H162ZM167 158H168V156L166 157V159H167ZM186 158H187V157H186ZM186 158H185V161H186V164H187L188 162H187ZM188 158H189V157H188ZM234 158H235V157H234ZM261 158H262V157H261ZM115 159H116V158H115ZM115 159H114L113 161H115ZM118 159H119V157H118ZM132 159H133V156H132ZM132 159H131V160H132ZM143 159H144V158H143ZM146 159H147V158H146ZM148 159H150V158H148ZM163 159H162V160H163ZM176 159H175V160H176ZM193 159H194L193 161H196V160H195L196 158H193ZM206 159H207V158H206ZM254 159H255V158H254ZM259 159H260V158H259ZM81 160H82V159H81ZM93 160H94V158H93ZM99 160H100V159H99ZM104 160H106V159L104 158ZM128 160H129V159H128ZM133 160H134V159H133ZM157 160H158V159H157ZM162 160H160V161L163 162ZM179 160H180V158H179ZM263 160H264V159H263ZM263 160H262V162H263ZM7 161H9V160H7ZM17 161H18V159H17ZM96 161H97V160H96ZM101 161H103V160L101 159ZM113 161H111V163H112V164H113V163L116 164V163L113 162ZM135 161H136V160H135ZM146 161L148 162V160H146ZM149 161H150V160H149ZM176 161H177V160H176ZM183 161H184V160H183ZM185 161H184V162H185ZM191 161H192V159H191ZM210 161H211V160H210ZM240 161H241V160H240ZM254 161L256 162V159H255ZM25 162H26V161H25ZM82 162H83V160H82ZM117 162H118V161H117ZM128 162H129V161H128ZM130 162H131V161H130ZM133 162H134V161H133ZM136 162H137V161H136ZM147 162H146V163H147ZM151 162H152V160H151ZM164 162H166V161L164 160ZM164 162H163V163H164ZM177 162L179 163V161H177ZM196 162H197V161H196ZM196 162H195V163H196ZM16 163H17V162H16ZM83 163H84V162H83ZM93 163H94V162H93ZM131 163H132V162H131ZM134 163H135V162H134ZM148 163H149V162H148ZM163 163H162V164H163ZM192 163H193V162H192ZM198 163H199V165H200V162H198ZM7 164H8V163H7ZM86 164H87V163H86ZM120 164H121V163H120ZM125 164H126V163H125ZM136 164H137V163H136ZM136 164H135V165H136ZM152 164H153V163H152ZM152 164H151V166H152ZM157 164H158V163H157ZM164 164H165V163H164ZM167 164H168V163H167ZM172 164H173V162H172ZM179 164H180V163H179ZM181 164H182V165H185V164H183L182 162H181ZM188 164H189V163H188ZM205 164H207V163L205 162ZM211 164H212V163H211ZM139 165H140V164H139ZM159 165H160V164H159ZM174 165H175V164H173V166H174ZM2 166H4V165H2ZM62 166H63V165H62ZM62 166H61V167H62ZM68 166H69V165H68ZM80 166H81V165H80ZM123 166H124V163H123ZM127 166H128V165H127ZM146 166H147V165H146ZM176 166L179 167L178 165H176ZM176 166H175V167H176ZM196 166H197V165H196ZM200 166H201V165H200ZM211 166H212V165H211ZM211 166H210V167H211ZM214 166H216V165L214 164ZM0 167H1V166H0ZM14 167H15V166H14ZM118 167H119V164H118ZM120 167H121V166H120ZM131 167H132V166H130L129 168H131ZM142 167L144 168V166H142ZM152 167H153V168H152L153 170L156 168V167L154 168V166H152ZM165 167H166V166H165ZM167 167H168V166H167ZM187 167H188V166H187ZM187 167H185V168L187 169ZM206 167H207V166H206ZM218 167H219V166H218ZM124 168H125V166H124ZM146 168H148V167H146ZM193 168H195V167L193 166ZM215 168H216V171H217V167H215ZM63 169H64V168H63ZM83 169H84V167H83ZM117 169H118V168H117ZM132 169H133V168H132ZM175 169H176V168H175ZM191 169H192V168H191ZM197 169H198V168H197ZM64 170H65V169H64ZM68 170H69V169H68ZM85 170H88V169H86V166H85ZM90 170H91V169H90ZM119 170H120V168L118 169V172H119ZM122 170H123V169H122ZM124 170H125V169H124ZM140 170H141V169H140ZM169 170H170V169H169ZM177 170L179 171L180 168H178ZM199 170H201V168H199ZM206 170H207V169H206ZM210 170H211V172H212V169H210ZM73 171L75 172V169H73ZM73 171H72V172H73ZM128 171H129V170H128ZM128 171H127V173H128ZM135 171H137V170H135ZM142 171L144 172V170H142ZM156 171H157V170H156ZM189 171H190V169H189ZM192 171H193V173H194V170H192ZM218 171H219V170H218ZM58 172H59V171H58ZM62 172H63V171H62ZM74 172H73V173H74ZM89 172H90V171H89ZM122 172H124V171H122ZM122 172H121V173H122ZM146 172H147V171H146ZM170 172H171V170H170ZM172 172H173V170H172ZM175 172H176V171H175ZM179 172L181 173L182 170L179 171ZM179 172H178V175L180 174ZM183 172H184V171H183ZM208 172H209V171H208ZM17 173H18V171H17ZM59 173H60V172H59ZM119 173H120V172H119ZM133 173H134V176H135V172H133ZM141 173H142V172H141ZM155 173H156V172H155ZM161 173H162V172H161ZM186 173H187V172H186ZM186 173H185V174H186ZM193 173H192V174H193ZM217 173H218V172H217ZM13 174H14V173H13ZM131 174H132V173H131ZM136 174H137V173H136ZM156 174H158V173H156ZM156 174H155V175H156ZM181 174H182V173H181ZM192 174H191V175H192ZM194 174H195V173H194ZM197 174H198V173H197ZM202 174H203V173L201 172V176H204V175H202ZM207 174H208V173H207ZM236 174H237V173H236ZM236 174H235V175H236ZM58 175H59V174H58ZM92 175H93V174H92ZM102 175H103V174H102ZM123 175H124V173H123ZM127 175H128V174H127ZM129 175H130V174H129ZM137 175H138V174H137ZM141 175H142V174H141ZM169 175H170V174H169ZM172 175H173V174H172ZM183 175H184V174H183ZM183 175H182V176H183ZM213 175H214V174H213ZM252 175H253V174H252ZM70 176H71V175H70ZM88 176L91 177L90 175H88ZM97 176H98V174H97ZM100 176H101V175H100ZM112 176H114V175L112 174ZM112 176H110L109 178H111ZM121 176H122V175H121ZM130 176H131V175H130ZM149 176H150V175H149ZM182 176H181V177H182ZM186 176H187V175H186ZM189 176H190V175H189ZM193 176H194V175H193ZM199 176H200V175H199ZM231 176H232V175H231ZM237 176H238V175H237ZM253 176H254V175H253ZM115 177H116V175L114 176V178H115ZM117 177H118V176H117ZM123 177H124V176H123ZM125 177H126V176H125ZM125 177H124V178H125ZM171 177H172V176H171ZM178 177H179V176H178ZM218 177H219V176H218ZM220 177H221V176H220ZM220 177L218 178V180L221 179ZM224 177H226V176H224ZM57 178H58V177H57ZM64 178H66V177H64ZM85 178H86V177H85ZM103 178H104V176H103ZM114 178H113V179H114ZM128 178H129V177H127V179H128ZM132 178H133V176H132ZM150 178H151L152 181H153L154 176H153V178L150 176ZM157 178L160 179L159 177H157ZM163 178H164V177H163ZM182 178H184V179H182V180H185V181H186V179H187V178H185V177H182ZM193 178H194V177H193ZM208 178H209V177H208ZM208 178H207V179H208ZM252 178H253V177H252ZM94 179L97 180L96 178H94ZM107 179H108V178H107ZM113 179L111 178L112 182H113ZM116 179H117V178H116ZM116 179H114V180H116ZM127 179H126V180H127ZM129 179H130V178H129ZM139 179H140V178H138V176H137V180H139ZM174 179H175V178H174ZM174 179H173V180H174ZM195 179H197L196 176H195ZM212 179H214V178H212ZM239 179H240V178H239ZM72 180H73V179H72ZM86 180H87V179H86ZM100 180H103V179H100ZM105 180H106V178H105ZM123 180H124V179H123ZM134 180H135V179H134ZM140 180H141V179H140ZM146 180H147V179H146ZM201 180H202V179H201ZM203 180H206V179L203 178ZM254 180H256V179H254ZM59 181H60V179H59ZM67 181H68V180H67ZM108 181H109V180H108ZM120 181H121V180H120ZM129 181H131V180H129ZM129 181L127 180V183H128ZM154 181H156V180L154 179ZM154 181H153V182H154ZM161 181H162V180H161ZM174 181H175V180H174ZM174 181H173V182H174ZM192 181H193V180H192ZM199 181H200V180H199ZM199 181L196 182V180H195V182H194V181H193V182H194L195 184H196V183L198 184ZM208 181H209V180H207V182H208ZM224 181H225V180H224ZM7 182H8V181H7ZM7 182H6V183H7ZM87 182H88V181H87ZM105 182H106V181H105ZM115 182H116V181H115ZM121 182H122V181H121ZM121 182H120V185L123 184V183L121 184ZM135 182H136V181H135ZM148 182H149V180H148ZM162 182H163V181H162ZM165 182H166V184L168 183L167 180H166ZM209 182H210V181H209ZM220 182H221V181H220ZM89 183H90V182H89ZM101 183H102V182H101ZM107 183H108V182H107ZM110 183H111V182H110ZM118 183H119V181H118ZM129 183H130V182H129ZM136 183H137V182H136ZM202 183H203V181H202ZM204 183H205V182H204ZM204 183H203V185H204ZM214 183H215V181H214ZM225 183L227 184V182H225ZM253 183H254V182H253ZM116 184H117V182H116ZM116 184H115V185H116ZM124 184H125V182H124ZM130 184H131V183H130ZM130 184H129V185H130ZM138 184H139V182H138ZM157 184H159V183H157ZM160 184H161V183H160ZM176 184H178V183H173V185L176 186L177 189H178L179 184H178V185H176ZM182 184H183V183H182ZM187 184H188V182H187ZM195 184H194V185H195ZM197 184H196V185H197ZM233 184H235V183H233ZM254 184H255V183H254ZM59 185H60V184H59ZM108 185H109V183H108ZM134 185H136V184H134ZM144 185H145V184H144ZM155 185H156V184H155ZM161 185H162V184H161ZM167 185H169V183H168ZM180 185H181V184H180ZM188 185H191V184H188ZM209 185H210V184H209ZM257 185H258V183H257ZM79 186H81V183H80ZM100 186H101V185H100ZM110 186H111V185H110ZM131 186H132V185H131ZM131 186H129V187H131ZM136 186H137V185H136ZM136 186H135V187H136ZM146 186H147V185H146ZM197 186H198V185H197ZM199 186L201 187V183L199 184ZM199 186H198V188H199ZM206 186H207V188H208V185H206ZM235 186H236V185H235ZM243 186H244V185H243ZM255 186H256V185H255ZM255 186H254V187H255ZM258 186H259V185H258ZM258 186L255 187V188H259ZM86 187L89 188L88 185H87V183H86ZM107 187H108V186H107ZM147 187H148V186H147ZM151 187H152V186H151ZM168 187H170V186H168ZM180 187H181V186H180ZM185 187H186V186H185ZM195 187H196V186H195ZM220 187H221V186H220ZM220 187H219V188H220ZM240 187L242 188V185H241ZM63 188H64V187H63ZM80 188L82 189V187H80ZM110 188H111V187H108V191H110ZM117 188H119V187H117ZM136 188H137V187H136ZM141 188H144V187L141 186ZM187 188H188V187H186V190H187ZM217 188H218V186H217ZM228 188H229V187H228ZM228 188H226V189H228ZM231 188H232V187H231ZM67 189H68V188H67ZM78 189H79V187H78ZM90 189H91V188H90ZM105 189H106V188H105ZM123 189H124V188H123ZM123 189H122V193L124 192ZM132 189H133V187H132ZM169 189H173V186H172V188H169ZM174 189H175V188H174ZM193 189H194V188H192V191H193ZM210 189H211V187H210ZM220 189H221V188H220ZM259 189H260V188H259ZM5 190H6V189H5ZM79 190H80V189H79ZM101 190H102V189H101ZM120 190H121V187H120ZM129 190H130V189H129ZM136 190H137V189H136ZM145 190L147 191V189H145ZM150 190H151V189H150ZM175 190H176V189H175ZM178 190H180V189H178ZM182 190H183V188L181 187V191H182ZM184 190H185V189H184ZM203 190H204V189H203ZM211 190H212V189H211ZM217 190H218V189H217ZM228 190H229V189H228ZM231 190H232V189H231ZM231 190H229L230 193H231ZM234 190H235V189H234ZM243 190H244V189H243ZM16 191H17V190H16ZM64 191H65V190H64ZM80 191H81V193H82V190H80ZM87 191L90 192V190H88V189H87ZM97 191H98V190H97ZM164 191H165V190H164ZM164 191H163V187H162V192H164ZM170 191H171V190H170ZM181 191H179V194H180ZM188 191H189V190H188ZM198 191H200V190L198 189ZM201 191H202V189H201ZM212 191L214 192V190H212ZM229 191H228V192H229ZM250 191H251V190H250ZM258 191H260L261 194H262V191H261V190H258ZM91 192H92V191H91ZM98 192H100V191H98ZM116 192H117V191H116ZM142 192H143V190H142ZM158 192L161 193L159 187H158ZM165 192H166V191H165ZM182 192H183V191H182ZM182 192H181V194H182ZM16 193H17V192H16ZM50 193H52V192H50ZM102 193H103V192H101V194H102ZM110 193H112V192H110ZM110 193H109V197H111V196H110V195H111ZM118 193H119V192H118ZM125 193H126V192H125ZM135 193H136V192H135ZM184 193H185V192H184ZM193 193H194V195H196L195 192H193ZM193 193H192V194H193ZM196 193H197V192H196ZM199 193H200V192H199ZM214 193H215V192H214ZM218 193H219V192H218ZM62 194H63V193H62ZM106 194H107V193H106ZM127 194H129V193L127 192ZM145 194H149V193H145V192H143V194H142L141 196L143 197V196H145ZM155 194H156V192H155ZM176 194H177V193H176ZM181 194H180V195H181ZM185 194H186V193H185ZM221 194H222V193H221ZM231 194H232V193H231ZM231 194H229V195H231ZM235 194H236V193H235ZM261 194H260V195H261ZM120 195H121V194H120ZM163 195H164V194H163ZM163 195H162V196H163ZM168 195H169V194H168ZM173 195H174V194H173ZM194 195H192V197H193ZM200 195H203V192H202V194H201V193L199 194V197H200ZM209 195H210V194H209ZM223 195H224V193H223ZM250 195H253V194L250 193ZM262 195H263V194H262ZM82 196H83V195H82ZM90 196H91V194H90ZM92 196H93V194H92ZM95 196H96V194H95ZM103 196H104V194H103ZM123 196H124V195H123ZM128 196H129V195H128ZM175 196H176V195H175ZM181 196L184 197L183 195H181ZM196 196H197V195H196ZM232 196H233V199H234L235 195H231V197H232ZM9 197H10V196H9ZM70 197H71V196H70ZM97 197H98V196H97ZM104 197H105V196H104ZM125 197H126V196H125ZM133 197H134V196H133ZM192 197H191V198H192ZM213 197H214V199L216 200L215 194H214ZM218 197H219V194H218ZM56 198H57V197H56ZM81 198H82V200H83V197H81ZM94 198H95V197H94ZM100 198H101V196H100ZM120 198H121V197H120ZM126 198H127V197H126ZM130 198H131V197H129V199H130ZM134 198H135V197H134ZM146 198H147V197H146ZM151 198H152V197H151ZM162 198H163V197H162ZM169 198H171V197H168V199H169ZM194 198H196V197H194ZM201 198H203V197H201ZM227 198H228V197H227ZM237 198H238V197H237ZM250 198H251V197H250ZM86 199H87V198H86ZM95 199H96V198H95ZM95 199H94V200H95ZM105 199H106V197H105ZM110 199H111V198H109V200H110ZM121 199H122V198H121ZM121 199H120V200H121ZM142 199H143V198H142ZM182 199H184V202H185V198H182ZM192 199H193V198H192ZM196 199H197V198H196ZM199 199H200V198H199ZM230 199H231V198H230ZM239 199H241V198H239ZM252 199H253V198H252ZM255 199H256V198H255ZM263 199H264V198H263ZM14 200H15V199H14ZM87 200H88V199H87ZM96 200H97V199H96ZM124 200H125L124 202H126V199H125V198H124ZM135 200H136V198H135ZM138 200H139V198H138ZM145 200H147V199H145ZM149 200H151L150 197H149ZM149 200H148V201H149ZM169 200H170V199H169ZM202 200H203V199H202ZM204 200H205V202H207L206 199H204ZM212 200H213V199H212ZM219 200H221V199H219ZM235 200H237V199H235ZM26 201H27V200H26ZM26 201H25V202H26ZM58 201H59V200H58ZM80 201H81V200H80ZM112 201H113V198H112ZM129 201H130V200H129ZM136 201H137V200H136ZM151 201H152V200H151ZM151 201H150V202H151ZM164 201H165V200H164ZM170 201H173V200L171 199ZM175 201H176V200H175ZM177 201H178V200H177ZM187 201H188V200H187ZM192 201H194V200H192ZM192 201H191V202H192ZM217 201H218V200H217ZM250 201H251V200H250ZM95 202H96V201H95ZM117 202H118V201H117ZM154 202H155V201H154ZM196 202H197V200H196ZM213 202H214V201H213ZM218 202H220V201H218ZM224 202H225V200H224ZM229 202H230L229 204H231V200H229ZM254 202H255V201H254ZM64 203H66V202H64ZM82 203H83V202H82ZM99 203H101V202H99ZM129 203H130V202H129ZM131 203H132V202H131ZM146 203H147V202H146ZM151 203H152V202H151ZM164 203H166V202H164ZM171 203H172V202H171ZM174 203H175V202H174ZM176 203H177V202H176ZM185 203H186V202H185ZM211 203H212V202H211ZM220 203H221V202H220ZM225 203H227V202H225ZM233 203H234V202H233ZM238 203H239V202H238ZM261 203H262V200H261ZM57 204H58V203H57ZM114 204H115V202L113 203V205H114ZM118 204H119V203H118ZM126 204H128V203H126ZM152 204H153V203H152ZM158 204H159V203H158ZM169 204H170V203H169ZM198 204H199V203H198ZM201 204L204 205V201H203V203H201ZM214 204H215V203H214ZM234 204H235V203H234ZM234 204H232V205H234ZM54 205H55V204H54ZM80 205H82V204H80ZM90 205H91V204H90ZM106 205H107V203H106ZM128 205H129V204H128ZM136 205H137V204H136ZM170 205H171V204H170ZM189 205H190V203H189ZM56 206H57V205H56ZM93 206H95V205H93ZM102 206H103V205H102ZM123 206H124V204H123ZM129 206H130V205H129ZM153 206H154V205H153ZM160 206H162V205H160ZM171 206H172V205H171ZM178 206H180V205L178 204ZM191 206H192V205H191ZM212 206H214V205L212 204ZM221 206L223 207V203H221ZM250 206H252V205H250ZM260 206H261V205H260ZM77 207H78V206H77ZM82 207H83V206H82ZM115 207H116V206H115ZM126 207H127V206H126ZM138 207H139V206H138ZM148 207H149V206H148ZM164 207H165V206H164ZM164 207H162V209H163ZM181 207H182V206H181ZM193 207H196V206L193 205ZM209 207H210V206H209ZM216 207H217V206H215L214 208H216ZM218 207H219V203H218ZM230 207H233V208H234V206H231V205H230ZM253 207H254V205H253ZM55 208H56V207H55ZM58 208H59V207H57V210L60 209V208H59V209H58ZM68 208H69V207H68ZM70 208H71V207H70ZM96 208H97V206H96ZM108 208H109V205H108ZM120 208H121V207H120ZM123 208H125V206H124ZM129 208H130V207H129ZM151 208H152V206L150 207V209H151ZM154 208H155V207H154ZM188 208H189V206H188ZM204 208H205V207H204ZM219 208H220V207H219ZM233 208H232V209H233ZM48 209H49V208H48ZM52 209H53V208H52ZM52 209H51V210H52ZM63 209H64V207H63ZM104 209H105V208H104ZM126 209H127V208H126ZM169 209H171V208H169ZM179 209H180V208H179ZM184 209H185V208H184ZM195 209H196V208H195ZM207 209H209V208L207 207ZM223 209H224V208H223ZM230 209H231V208H230ZM249 209H250V208H249ZM254 209H255V208H254ZM260 209H261V208H260ZM263 209H264V208H263ZM263 209H262V210H263ZM75 210H76V209H75ZM108 210H109V209H108ZM108 210H106V211L109 213L110 211H108ZM116 210H117V207H116ZM130 210H131V208H130ZM130 210H129V211H130ZM135 210H136V209H135ZM135 210H133V211H135ZM142 210H143V209H142ZM153 210H154V209H153ZM171 210H172V209H171ZM175 210H176V209H175ZM196 210L199 211L198 208H197ZM200 210H201V209H200ZM219 210H220V209H219ZM219 210H218V211H219ZM225 210H226V209H225ZM234 210H235V209H234ZM251 210H252V209H251ZM262 210H261V211H262ZM49 211H50V210H49ZM54 211H55V210H54ZM54 211H53V212H54ZM82 211H83V210H82ZM97 211H99V210L97 209ZM127 211H128V210H127ZM164 211H165V210H164ZM252 211L256 212L257 210H256V211H255V210H252ZM252 211H251V212H252ZM40 212H41V211H40ZM61 212H62V211H61ZM72 212H73V211H72ZM107 212H106V213H107ZM131 212H132V211H131ZM142 212L144 213V211H142ZM151 212H153V211L151 210ZM160 212H161V210H160ZM181 212H182V211H181ZM206 212H207V211H206ZM215 212H216V211L214 210V213H215ZM220 212H221V211H220ZM249 212H250V211H249ZM13 213H14V212H13ZM94 213H95V212H94ZM99 213H100V212H99ZM113 213H114V212H113ZM124 213H126V212H124ZM128 213H129V212H128ZM132 213H133V212H132ZM136 213H137V212H136ZM139 213H140V211H139ZM158 213H159V212H157V214H158ZM172 213H173V212H172ZM186 213H187V212H186ZM189 213H190V212H189ZM189 213H188V214H189ZM191 213H192V212H191ZM204 213H205V212H204ZM208 213H209V210H208L207 214H208ZM210 213H211V212H210ZM234 213H235V211H234ZM41 214H43V213H41ZM54 214H55V213H54ZM58 214H59V213H58ZM69 214H70V213H69ZM83 214H84V213H83ZM102 214H103V213H102ZM130 214H131V213H130ZM145 214H147V213L145 212ZM157 214H155V215H157ZM160 214H162V212H161ZM160 214H159V215H160ZM182 214H183V212H182ZM215 214H216V213H215ZM224 214H225V213H224ZM224 214H223V216H224ZM235 214H236V213H235ZM235 214H234V215H235ZM252 214H253V213H252ZM263 214H264V212H262V215H263ZM43 215H44V214H43ZM70 215H72V214H70ZM108 215H109V214H108ZM114 215H115V214H114ZM167 215H169V214L167 213ZM176 215H177V213H176ZM197 215H198V214H197ZM205 215H206V214H205ZM210 215H211V217L214 216V215L212 216V214H210ZM218 215H219V214H218ZM234 215L231 216L232 219H233V216H234ZM253 215H255V214H253ZM19 216H20V215H19ZM58 216H59V215H58ZM60 216H61V215H60ZM77 216H78V214H77ZM84 216H85V215H84ZM97 216H98V215H97ZM97 216H96V217H97ZM111 216H112V214H111ZM125 216H126V214H125ZM131 216H132V215H131ZM131 216H130L129 219L132 218V220L134 221V218H135V217L133 218V216H132V217H131ZM138 216H139V215H138ZM142 216L144 217V214H143ZM152 216H153V215H152ZM160 216H161V215H160ZM192 216H193V213H192ZM225 216L228 217L226 214H225ZM236 216H237V215H236ZM250 216H252V215H250ZM259 216H260V215H259ZM13 217H14V216H13ZM37 217H38V216H37ZM62 217H63V216H62ZM81 217H82V216H81ZM93 217H94V216H93ZM103 217H104V216H103ZM112 217H113V216H112ZM122 217H123V215H122ZM139 217H141V216H139ZM145 217H146V216H145ZM145 217H144V218H145ZM153 217L155 218V216H153ZM165 217H166V211H165ZM196 217H197V216H196ZM203 217L205 218V217H207V216H204V215H203ZM245 217H246V216H245ZM245 217L243 218L244 221H245ZM254 217L256 218V215H255ZM48 218H50V217H48ZM67 218H68V216H67ZM71 218H72V217H71ZM147 218H148V217H147ZM166 218H167V217H166ZM184 218H185V216H184ZM194 218H195V217H194ZM199 218H200V216H199ZM201 218H202V217H201ZM214 218H215V217H214ZM255 218H252V221H251V222H253V220H254ZM263 218H264V217H263ZM37 219H38V218H37ZM84 219H85V218H84ZM98 219H99V218H98ZM104 219H105V218H104ZM118 219H119V217H118ZM124 219H125V218H124ZM141 219H143V218H141ZM141 219H140V220H141ZM149 219H150V218H149ZM151 219H153V218H151ZM159 219H161V218H159ZM190 219L192 220V218H190ZM196 219H198V218H196ZM196 219H195V221H197ZM207 219H208V218H207ZM207 219H206V220H207ZM222 219H224V217H222ZM40 220H41V219H40ZM40 220H39V221H40ZM51 220H52V219H51ZM120 220H121V219H120ZM125 220H126V219H125ZM135 220H136V219H135ZM145 220H146V218H145ZM157 220H158V219H157ZM161 220H162V219H161ZM165 220H167V219H165ZM172 220H173V219H172ZM187 220H188V219H187ZM212 220H213V219H212ZM216 220H217V222H218V218H217ZM216 220H215V221H216ZM229 220L232 221L231 219H229ZM229 220H228V221H229ZM233 220H234V219H233ZM259 220H260V219H259ZM13 221H14V220H13ZM28 221H29V220H28ZM57 221H58V220H57ZM67 221H68V220H67ZM84 221H85V220H84ZM97 221H98V220H97ZM136 221H137V220H136ZM143 221H144V220H143ZM152 221H153V223H155L154 220H152ZM158 221H159V220H158ZM192 221H193V220H192ZM199 221H200V220H199ZM203 221H204V220H203ZM223 221H224V220H223ZM236 221H237V219H236ZM246 221H247V219H246ZM263 221H264V220H263ZM65 222H66V220H65ZM65 222H63V223H65ZM89 222H90V220H89ZM110 222H112V221H110ZM113 222H114V220H113ZM122 222H124V221L122 220ZM146 222H148V220H146ZM172 222H174V221H172ZM185 222H186V221H185ZM217 222H216V224H217ZM224 222L226 223V220H225ZM232 222L234 223V221H232ZM249 222H250V221H249ZM259 222H260V221H259ZM31 223H32V222H31ZM41 223H42V221H41ZM47 223H48V221H47ZM54 223H55V222H54ZM54 223H53V224H54ZM59 223H60V221H59ZM68 223H69V222H68ZM74 223H75V222H74ZM90 223H91V222H90ZM114 223H115V222H114ZM125 223H126V222H125ZM148 223L151 224L150 221H149ZM159 223H160V222H159ZM174 223H175V222H174ZM179 223H181V221H180ZM179 223H178L177 226H179ZM193 223H194V222H193ZM199 223H201V221H200ZM206 223H208V221L205 222V226H206ZM221 223H223V222H221ZM233 223H232V225H233ZM244 223H247V222H244ZM255 223H256V220H255V222H254V225H256ZM263 223H264V222H263ZM35 224H36V222H35ZM39 224H40V223H39ZM49 224L51 225L50 222H49ZM69 224H70V223H69ZM115 224H116V223H115ZM130 224H131V223H130ZM138 224H139V222H138ZM160 224H161V223H160ZM181 224H182V223H181ZM181 224H180V225H181ZM187 224L190 225V222L187 223ZM234 224H235V223H234ZM249 224H250V223H249ZM26 225H27V224H26ZM91 225H92V223H91ZM99 225H101V224H99ZM102 225H104V224L102 223ZM109 225H110V224H109ZM111 225H113V224L111 223ZM117 225H118V224H117ZM117 225H116V226H117ZM131 225H132V224H131ZM148 225H149V224H148ZM182 225L185 226L184 224H182ZM194 225H195V224H194ZM194 225H193V228L195 227ZM209 225H210V224H208V226H209ZM218 225H219V223H218ZM225 225H227V224H225ZM232 225H231V226H232ZM236 225H237V224H236ZM236 225H235V226H236ZM241 225H242V224H241ZM245 225H246V224H245ZM40 226H42V225H40ZM44 226H45V225H44ZM51 226H52V225H51ZM53 226H54V225H53ZM53 226H52V228H54ZM60 226H61V224H60ZM80 226H82V225H80ZM92 226H93V225H92ZM135 226H136V225H135ZM141 226H143V225H141ZM141 226L139 227V229L141 228ZM145 226H146V224H145ZM145 226H143V227H145ZM157 226H158V225H157ZM162 226H163V225H162ZM162 226H161V228H162ZM164 226H166V225H164ZM169 226H170V225H169ZM187 226H188V225H187ZM199 226H200V225H199ZM235 226H233V227L235 228ZM26 227H27V226H26ZM64 227H65V224H64ZM93 227H94V226H93ZM109 227H111V226H109ZM121 227H122V226H121ZM166 227H167V226H166ZM170 227H171V226H170ZM179 227H180V226H179ZM209 227H210V226H209ZM209 227H208V228H209ZM225 227H226V226H225ZM251 227H252V226H251ZM254 227H255V226H254ZM258 227H259V226H258ZM260 227H261V226H260ZM38 228H39V227H38ZM44 228H45V227H44ZM60 228H61V227H60ZM70 228H71V227H70ZM112 228L115 229L114 227H112ZM112 228H111V229H112ZM117 228H118V227H117ZM122 228H123V227H122ZM136 228L138 229V227H135V229H136ZM147 228H148V227H147ZM153 228H154V227H153ZM171 228H172V227H171ZM189 228H190V227H189ZM198 228H199V227H198ZM208 228H207V229H208ZM211 228H212V227H211ZM240 228H241V227H240ZM41 229H42V227H41ZM48 229H49V228H48ZM57 229H59V228H57ZM102 229H103V228H102ZM102 229H101V230H102ZM119 229H120V228H119ZM133 229H134V228H133ZM150 229H151V227H150ZM158 229H159V228H158ZM162 229H163V228H162ZM164 229H165V228H164ZM180 229H181V228H180ZM185 229H186V228H185ZM187 229H188V228H187ZM195 229H197V227H196ZM226 229H227V228H226ZM235 229H236V231H238L237 226H236ZM235 229H233V230H235ZM243 229H244V228H243ZM247 229H248V228H247ZM252 229H253V228H252ZM261 229H262V227H261ZM261 229L259 228L260 231H261ZM263 229H264V228H263ZM53 230H55L54 234L57 233L55 228H54ZM61 230H62V228H61ZM91 230H92V228H91ZM103 230H105V229H103ZM115 230H116V229H115ZM115 230H114V231H115ZM191 230H192V229H191ZM212 230H213V229H212ZM221 230H222V228H221ZM228 230H229V229H228ZM254 230H255V229H254ZM254 230H253V232H254ZM256 230H257V229H256ZM42 231H44V229H43ZM50 231H51V230H50ZM50 231H49V232H50ZM107 231H108V230H107ZM134 231H135V230H134ZM141 231H142V230H141ZM149 231H150V230H149ZM156 231H157V230H156ZM164 231H165V230H164ZM169 231L172 232V230H169ZM176 231H177V230H176ZM176 231H175V232H176ZM199 231H201V233H202L203 230H202V229H201V230L199 229ZM199 231H198L196 234L199 235ZM248 231H249V230H248ZM37 232H39V231H37ZM59 232H60V230H59ZM108 232H109V231H108ZM120 232H121V237H122V235H123V234H122V230H121ZM125 232H126V230H125ZM127 232H128V234H130L129 231H127ZM138 232H139V231L137 230L136 234H137ZM188 232H189V231H188ZM191 232H193V231H191ZM194 232H195V230H194ZM203 232H204V231H203ZM214 232H215V231H214ZM214 232L212 231V233H214ZM221 232H222V231H221ZM242 232H244V231H242ZM250 232H251V231H250ZM261 232H262V231H261ZM50 233H51V232H50ZM88 233H90V232H88ZM150 233H151V232H150ZM156 233H157V232H156ZM160 233H161V232H160ZM172 233H173V232H172ZM172 233H171V234H172ZM182 233H183V232H182ZM209 233H210V232H209ZM222 233H223V232H222ZM230 233H231V232H230ZM235 233H236V232H235ZM248 233H249V232H248ZM254 233H256V232H254ZM1 234H2V233H1ZM51 234H52V233H51ZM57 234H58V233H57ZM77 234H78V233H77ZM95 234H96V233H95ZM105 234H106V233H105ZM114 234L116 235V233H114ZM138 234H139V233H138ZM143 234H144V233H143ZM143 234H142V236H143ZM166 234H168V232H167ZM192 234H194V233H192ZM196 234H194V237H195ZM205 234H206V233H205ZM205 234L203 233V235H205ZM225 234H226V232H225ZM244 234H246V233H244ZM250 234H251V233H249V235H250ZM7 235H8V234H7ZM46 235H47V234H46ZM59 235H61V234H59ZM103 235H104V234H103ZM111 235H112V234L110 233V237H111ZM118 235H119V233H118ZM139 235H141V234H139ZM148 235L150 236V234H148ZM151 235H152V233H151ZM161 235H163V233H162ZM172 235H173V234H172ZM172 235H170L171 238H172ZM178 235L180 236V234H178ZM183 235H184V234H183ZM185 235H186V233H185ZM198 235H196V236H198ZM213 235H214V234H213ZM230 235H231V234H230ZM236 235H237V234H236ZM236 235H235V236H236ZM246 235H247V234H246ZM246 235H245V236H246ZM255 235H256V234H255ZM255 235H254V236H255ZM259 235H260V234H259ZM261 235H262V233H261ZM0 236H1V235H0ZM57 236H58V235H57ZM95 236H96V235H95ZM106 236H107V235H106ZM112 236H113V235H112ZM123 236H124V235H123ZM137 236H138V235H137ZM167 236H168V235H167ZM175 236H176V235H175ZM206 236H208V235H206ZM206 236H204V237H206ZM209 236H210V234H209ZM217 236H218V235H217ZM228 236H229V234H228ZM235 236H232V235H231V237H233V238H232L233 240H234V238H236ZM38 237H39V236H38ZM41 237H43V236H41ZM45 237H47V236H45ZM55 237H56V235H55ZM61 237H62V236H61ZM63 237H64V235H63ZM83 237H85V236H83ZM97 237H98V236H97ZM143 237H144V236H143ZM154 237H155L156 239H159V238H157L156 236H154ZM184 237H185V236H184ZM204 237H203V238H204ZM211 237H212V236H211ZM211 237H210V238H211ZM247 237H248V236H247ZM247 237H246V238H247ZM250 237H252V235H251ZM118 238L120 239L119 236H118ZM131 238H132V237H131ZM137 238H138V237H137ZM149 238H150V237H149ZM168 238H169V236H168ZM173 238H174V237H173ZM176 238H177V237H176ZM186 238H187V237H186ZM188 238H189V237H188ZM188 238H187V239H188ZM201 238H202V237H201ZM208 238H209V237H208ZM212 238H213V237H212ZM228 238H229V237H228ZM237 238H238V235H237ZM87 239H88V238H87ZM97 239H99V238H97ZM102 239H103V238H102ZM106 239H107V238H106ZM115 239H117V237H116ZM122 239H123V237H122ZM125 239H126V238H125ZM138 239H139V238H138ZM141 239H142V238H141ZM151 239H154V238L152 237ZM151 239H150V240H151ZM156 239H155V241H156ZM161 239H162V237H161ZM165 239H166V237H165ZM174 239H175V238H174ZM193 239H194V238H193ZM193 239H191L190 241L192 242ZM206 239H207V237H206ZM239 239H240V238H238V240H239ZM250 239H252V238H250ZM261 239H262V237H261ZM46 240H48V239H46ZM111 240H112V239H111ZM120 240H121V239H120ZM144 240H146V238H144ZM144 240H143V242H144ZM208 240H209V239H208ZM229 240H230V239H229ZM235 240H236V239H235ZM235 240H234V242H235ZM247 240H248V238H247ZM252 240H253V239H252ZM58 241H60V240H58ZM98 241H99V240H98ZM106 241H107V240H106ZM139 241H140V240H139ZM146 241H147V240H146ZM159 241H160V240H159ZM171 241H172V240H170V242H171ZM175 241H176V240H175ZM182 241H183V240H182ZM199 241H200V239H199ZM201 241H203V239H202ZM209 241H210V240H209ZM222 241H223V240H222ZM249 241H250V240H249ZM249 241H248V242H249ZM40 242H41V241H40ZM43 242H44V241H43ZM54 242H55V241H54ZM60 242H61V241H60ZM60 242H59V243H60ZM63 242H64V241H63ZM63 242H62V243H63ZM80 242H81V241H80ZM94 242H97V241L94 240ZM104 242H105V240H104ZM117 242H118L117 245H121V246H122V244H123V245L125 246V243L119 244V240H117ZM121 242H123V241L121 240ZM140 242H141V241H140ZM196 242H197V241H196ZM206 242H207V241H206ZM216 242H217V241H216ZM230 242H232V241H230ZM234 242H232V243L234 244ZM44 243H45V242H44ZM49 243H50V242H49ZM52 243H53V242H52ZM84 243H85V242H84ZM110 243H111V242H110ZM145 243H147V242H145ZM168 243H169V242H168ZM171 243H172V242H171ZM184 243L186 244L185 241H184ZM200 243H202V245L204 246L203 242H200ZM207 243H208V242H207ZM235 243H236V242H235ZM239 243L241 244V241H239ZM254 243H255V242H254ZM53 244H54V243H53ZM78 244H80V243H78ZM137 244H138V243H137ZM147 244H148V243H147ZM155 244H157V243H155ZM163 244H165V243H163ZM174 244H175V242H174ZM176 244H177V242H176ZM178 244H179V246H180V243H178ZM194 244H195V243H194ZM210 244H211V243H210ZM216 244L218 245V243H216ZM223 244H225V242H223ZM247 244H248V243H247ZM33 245H35V244H33ZM38 245H40V244H38ZM48 245H49V244H48ZM50 245H51V244H50ZM62 245L64 246V244H62ZM80 245H82V243H81ZM80 245H79V246H80ZM104 245H105V244H104ZM107 245H108V244H107ZM109 245H110V244H109ZM109 245H108V246H109ZM114 245H115V244H114ZM148 245H149V244H148ZM157 245H158V244H157ZM159 245H160V242H159ZM161 245H162V244H161ZM161 245H160V246H161ZM181 245H182V244H181ZM186 245H187V244H186ZM191 245H193V244H191ZM195 245H196V244H195ZM197 245H198V244H197ZM213 245H214V243H213ZM217 245H216V246H217ZM220 245H221V244H220ZM226 245H227V244H226ZM226 245H225V247L227 248ZM234 245H235V244H234ZM236 245H237V244H236ZM236 245H235V246H236ZM248 245H249V244H248ZM51 246H52V245H51ZM105 246H106V245H105ZM121 246H120V247H121ZM126 246H128V245H126ZM126 246H125V247H126ZM140 246H141V244H140ZM143 246H144V244H143ZM164 246H165V245H164ZM164 246H163V247H164ZM173 246H175V245H173ZM182 246H183V245H182ZM199 246H200V245H199ZM240 246L243 247L242 244H241ZM251 246H252V243H251ZM251 246H250V247H251ZM257 246H258V244L255 243V246H254V247H255V264H262V263H260V258H263L264 255H262V257L260 256L261 253L259 252ZM262 246H263V245H262ZM31 247H33V246H31ZM41 247H42V246H41ZM67 247H68V245H67ZM106 247H107V246H106ZM137 247H138V246H137ZM141 247H142V246H141ZM141 247H140V248H141ZM146 247H147V246H146ZM166 247H167V246H166ZM168 247H169V246H168ZM175 247H176V246H175ZM183 247H184V246H183ZM195 247H196V246H195ZM197 247H198V246H197ZM205 247H206V246H205ZM207 247H209V245H208ZM212 247H213V246H212ZM254 247H251V248H254ZM33 248H34V247H33ZM33 248H32V249H33ZM54 248H55V247H54ZM65 248H66V245H65ZM77 248H78V247H77ZM80 248H81V247H80ZM102 248H104V247H102ZM110 248H111V247H110ZM112 248H113V245H112ZM133 248H134V247H133ZM138 248H139V247H138ZM140 248H139V249H140ZM155 248H157V247H155ZM158 248H159V247H158ZM170 248H171V247H170ZM176 248H177V247H176ZM185 248H186V247H185ZM190 248H191V247H190ZM190 248H188V251H189ZM209 248H210V247H209ZM214 248H215V247H214ZM243 248H244V247H243ZM8 249H10V247H9ZM35 249H36V248H35ZM39 249H40V248H39ZM48 249H49V248H48ZM69 249H71V248H69ZM81 249H83V248H81ZM106 249H107V248H106ZM127 249H128V248H127ZM129 249H131V248H129ZM147 249H148V248H147ZM160 249H162V248H160ZM160 249H159V250L156 249V250H157L156 252H159V251H162V252H163V250H160ZM165 249H166V248H165ZM181 249H182V248H181ZM186 249H187V248H186ZM196 249H197V248H196ZM221 249H222V248H221ZM229 249H230V248H229ZM238 249H239V248H238ZM72 250H73V248H72ZM84 250H85V249H84ZM88 250H89V249H88ZM108 250H109V249H108ZM117 250H118V247H117ZM121 250L123 251V249H121ZM124 250H126V248H125ZM131 250H132V249H131ZM140 250H141V249H140ZM169 250H170V249H169ZM172 250H173V249H172ZM172 250H171V251H172ZM177 250H178V249H177ZM204 250H205V249H202L203 253H204ZM206 250H207V249H206ZM214 250H215V249H214ZM239 250H240V249H239ZM243 250H244V252H246L245 249H243ZM263 250H264V249H263ZM263 250L261 249L260 251L262 252ZM55 251H57V250H55ZM73 251H76V250H73ZM78 251H79V250H78ZM97 251H98V250H97ZM109 251H110V250H109ZM122 251H121V252H122ZM128 251H129V250H127V252H128ZM135 251H136V250H135ZM165 251H166V250H165ZM181 251H182V250H181ZM186 251H187V250H186ZM190 251H191V249H190ZM200 251H201V250H200ZM212 251H213V250H212ZM215 251H216V250H215ZM218 251H219V250H218ZM222 251H223V250H222ZM231 251H232V249H231ZM240 251H241V250H240ZM252 251H253V250H252ZM32 252H33V251H32ZM38 252H39V251H38ZM38 252H37V253H38ZM53 252H54V250H53ZM53 252H52V254H54ZM64 252H65V251H64ZM79 252H80V251H79ZM84 252H86V250L83 251L82 253H84ZM105 252H106V251H104V253H105ZM111 252L113 253V252H114V249H113V251L111 250ZM121 252H120V253H121ZM144 252H145V251H144ZM162 252H161V253L159 252V253L162 254V255H164ZM168 252H169V251H168ZM173 252H174V250H173ZM194 252L196 253V251H194ZM216 252H217V251H216ZM216 252H215V255H217ZM227 252H228V250H227ZM227 252H226V254H227ZM233 252H234V251H233ZM241 252H242V251H241ZM41 253H42V251H41ZM69 253H70V252H69ZM82 253H79V254H82ZM87 253H88V252H87ZM114 253H115V252H114ZM114 253H113V254H114ZM159 253H157V254H159ZM182 253H183V251H182ZM184 253H185V252H184ZM186 253H187V252H186ZM188 253H189L190 256L193 255V254H190V252H188ZM199 253H200V252H199ZM203 253H202V255L205 256L206 253H205V254H203ZM210 253H211V252H210ZM239 253H240V252H239ZM76 254H78V252H76ZM79 254H78V255H79ZM113 254H112V255H113ZM117 254H118V253H117ZM129 254H131L130 251H129ZM136 254H137V253H136ZM138 254H139V252H138ZM155 254H156V253H155ZM167 254H168V253H167ZM169 254H170V252H169ZM169 254H168L167 256H169ZM171 254H172V253H171ZM180 254H181V253H180ZM196 254H197V253H196ZM213 254H214V253H213ZM213 254H212L211 256H214ZM233 254H234V253H233ZM236 254H237V252H236ZM236 254H235L234 257H236ZM54 255H55V254H54ZM58 255H59V254H58ZM84 255H85V254H84ZM87 255H88V254H87ZM91 255H92V253H91ZM121 255H122V257H123V254H121ZM124 255H125V254H124ZM132 255H133V254H132ZM141 255H142V254H141ZM150 255H151V254H150ZM172 255H173V254H172ZM172 255H171V256H172ZM185 255H186V254H185ZM185 255H184V256H185ZM198 255H199V254H198ZM200 255H201V254H200ZM200 255H199V256H200ZM219 255H220V254H219ZM239 255H240V254H239ZM242 255H243V253H242ZM245 255L247 256V253H245ZM253 255H254V254H253ZM253 255H252V256H253ZM38 256H39V255H38ZM59 256H60V255H59ZM85 256H86V255H85ZM110 256H111V254H110ZM114 256H115V254H114ZM137 256H138V255H137ZM152 256H153V255H152ZM173 256H174V255H173ZM181 256H182V255H181ZM190 256H189L188 258H191ZM193 256H195V255H193ZM232 256H233V255H232ZM57 257H58V256H56V258H57ZM62 257H64V256H62ZM78 257H79L80 259H83V257L81 258V256H78ZM94 257H95V255H94ZM96 257H97V256H96ZM128 257H129V256H128ZM139 257H140V256H138V258H139ZM145 257H147V256H145ZM159 257H160V255H159ZM185 257H186V256H185ZM196 257H197V256H196ZM200 257H201V256H200ZM215 257H217V256H215ZM223 257H224V256H223ZM234 257H233V259H234ZM239 257H241V256H239ZM244 257H245V256H244ZM67 258H68V257H67ZM85 258H86V257H85ZM87 258H88V256H87ZM91 258H93V257H91ZM91 258L89 257L90 260H92ZM97 258H99V257H97ZM108 258H110V257L108 256ZM111 258H112V256H111ZM111 258H110V259H111ZM126 258H127V254H126ZM129 258H130V257H129ZM134 258H136V257H134ZM147 258H148V257H147ZM147 258H146V260H147ZM163 258H164V257H163ZM165 258H166V257H165ZM168 258H169V257H168ZM182 258H183V257H182ZM193 258H194V257H193ZM201 258H203V257H201ZM201 258H200V260H201ZM208 258H209V257H208ZM224 258H225V257H224ZM228 258L230 259L231 256L228 257ZM241 258H242V257H241ZM247 258H248V257H247ZM252 258H253V257H252ZM54 259H55V257H54ZM59 259H60V258H59ZM59 259H58V262H60ZM62 259H63V258H62ZM69 259H70V258H69ZM69 259H68V260H69ZM93 259H94V258H93ZM169 259H171V258H169ZM194 259H195V258H194ZM209 259H211V258H209ZM209 259H208V260H209ZM214 259H215V258H214ZM217 259H218V258H217ZM225 259H226V258H225ZM233 259H231V260H233ZM235 259H236V258H235ZM56 260H57V259H56ZM71 260H72V258H71ZM74 260H75V259H74ZM83 260H85V259H83ZM83 260H82V261H83ZM94 260H95V259H94ZM98 260H99V259H98ZM108 260H109V259H108ZM108 260H107V261H108ZM115 260H116V259H115ZM165 260H166V259H165ZM187 260H188V259H187ZM187 260H186V261H187ZM195 260H196V259H195ZM204 260H205V259H204ZM239 260H240V259H239ZM245 260H246V259H244V261H245ZM263 260H264V259H263ZM65 261H66V260H65ZM72 261H73V260H72ZM76 261H77V260H76ZM86 261H87V260H86ZM86 261H85V262H86ZM104 261H105V260H104ZM109 261H110V260H109ZM112 261H113V260H112ZM123 261H124V263H125V260H123ZM130 261L132 262V260H130ZM140 261H141V260H140ZM147 261H148V260H147ZM171 261H172V260H171ZM171 261H170V263H173V262H171ZM206 261H207V259H206ZM219 261H220V260H219ZM223 261H224V260H223ZM234 261H235V260H234ZM234 261H232V262H234ZM236 261H238V260H236ZM240 261H241V260H240ZM246 261H247V260H246ZM48 262H50V261H48ZM51 262H52V261H51ZM55 262H57V261H55ZM63 262H64V261H63ZM63 262H62V263H63ZM67 262H68V261H67ZM70 262H71V261H70ZM74 262H75V261H74ZM89 262H90V261H89ZM141 262H142V261H141ZM148 262H149V261H148ZM148 262H147V263H148ZM159 262H160V260H159ZM161 262H162V261H161ZM198 262H199V261H198ZM198 262H197V264H200V262H199V263H198ZM212 262H215V261L212 260ZM250 262H251V261H250ZM43 263H44V262H43ZM60 263H61V262H60ZM64 263H66V262H64ZM76 263H78V262H76ZM79 263H80V262H79ZM83 263H84V262H83ZM87 263H88V262H87ZM96 263H97V262H96ZM111 263H114V261L111 262ZM111 263H110V264H111ZM118 263H119V262H118ZM129 263H130V262H129ZM134 263H135V262H134ZM142 263H143V262H142ZM174 263H175V262H174ZM186 263H187V262H186ZM189 263H190V261H189ZM205 263H206V262H205ZM207 263H208V262H207ZM216 263H217V260H216ZM222 263H223V262H222ZM222 263H221V264H222ZM224 263H225V262H224ZM226 263H227V261H226ZM237 263L239 264V261L236 262V264H237ZM247 263H248V261H247ZM69 264H70V263H69ZM72 264H73V263H72ZM92 264H93V263H92ZM107 264H108V262H107ZM116 264H117V263H116ZM119 264H120V263H119ZM122 264H123V262H122ZM126 264H127V263H126ZM149 264H150V263H149ZM159 264H160V263H159ZM210 264H211V263H210ZM217 264H219V263H217ZM228 264H229V262H228ZM242 264H243V263H242ZM263 264H264V263H263Z\"/></svg>","mask_w":264,"mask_h":264}]
</instances>
